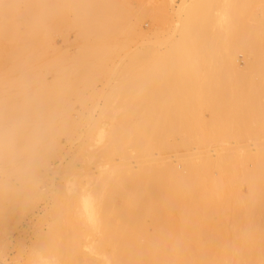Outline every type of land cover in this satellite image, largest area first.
Masks as SVG:
<instances>
[{
    "label": "bare ground",
    "instance_id": "bare-ground-1",
    "mask_svg": "<svg viewBox=\"0 0 264 264\" xmlns=\"http://www.w3.org/2000/svg\"><path fill=\"white\" fill-rule=\"evenodd\" d=\"M53 1H55L54 2V4L56 3L57 4V2H58V0H57V2H56V0H51V2H53ZM105 2L106 3V1H107V3H108V1L109 0H59V3H60V5H58V8L57 7H55V5L53 4V3H47V2H45V0H0V40L2 39L5 43L4 44H6V43H8L7 45H8V47H7V52L6 51H4L3 50V47L2 48H0V70L2 69L3 71L5 70L6 71V68H8V70H11L12 71V69H15V68H18V69H20L21 70V68H22V70L26 67V70L24 71V72H22L21 73V78L22 79H20V78H18V80L20 81H18L19 82V84L20 85H22V84H25L26 86L25 87H27V91H24V90H26L25 89V87H23L24 89H23V91H24V93L25 92H27V94L26 95H28L27 97L28 98H26V100H24V102H23V100L22 99H24L23 97H21V99H18L19 101L21 100L22 102L20 103L19 101H17V103H19V104H16V101H11L10 99H12L11 97H20V95L19 94H17L18 96H16V95H14V93H11L12 95L10 96V95H8L7 97H8V101H10L9 103H10V105L12 104V103H14L15 102V105H13L12 104V106H11V108H10V105L9 106H7V109H11V111H10V114H9V112H7L6 110H5V107H1V108H4L3 109V111L5 110V112L7 113V114H9V116H11V118H10V122H12L11 123V127H6L5 126V128H7V130L5 129V130H3L4 129V126H2L3 127V133H2V130H1V132L0 133H2V135H5L6 133H9L8 135H6V137L8 138V136L10 137H12V139H10V138H8V142L7 141H5V146H6V148L10 145V147H8V148H10V150H9V152H8V154L11 152V155L12 156H10V154H9V156H8V158L10 159V157L11 158H13L14 160L16 159V158H18V157H20V156H22L23 158H22V162L20 161V165H16L14 168H13V170H12V174L14 173L16 176H18V178H19V182H20V186L22 187V188H20V189H15V187L13 188V186H11V184L9 183V181L8 180H2V177H1V180H2V183H0L1 185H0V239L5 235V233H6V231H7V228L9 227V225H11V224H13V223H15L16 221H17V216L18 215H20L19 213L20 212H22L23 210H24V208H26V207H28L29 205H30V203L33 201V199L34 198H39L40 196H41V193H42V191H41V193L40 192H38L37 191V188H39V186L38 185H40V187H42L43 188V182L45 181V175L44 174H41L40 172L42 171H46V168H47V165L49 164V159L51 158V157H54V156H56V154L57 153H59V151H60V148H59V146H58V142H57V140H59V139H57V137L58 136H60V135H62V134H65V135H69V133H70V131H71V126H72V123L73 122H69V121H67L68 120V118H69V114H67L68 113V108H69V110L71 109L70 108V106H68V104L66 105V106H64V102L61 104V105H59L58 104V102H57V96H56V93L58 92H60L59 91V89L60 90H64V91H66L65 90V88L67 89V86L65 87L63 84H65V83H62L61 82V84H62V86H61V88L59 87V88H57L58 89V91H56V88H54L53 86L55 85V84H57L58 82H57V79H58V81H60V75L58 76V74H57V76H58V78L57 79H55L56 80V83H55V80L53 81V83H55V84H53V89H55V91L54 90H48V88L47 87H45L44 85H42L41 83L43 82L42 80L44 79H42V75H40L39 73H34L33 72V69L31 68V66L29 65V63H31V61H33L31 58V51H32V49L34 48V47H36V49L38 48L37 46L38 45H40V43L42 44L43 43V41H42V38L41 37H45V38H47L48 37V35H50V31L48 32L47 30L48 29H50V28H47V22H46V20L48 21V19H49V21H52L55 17H53V14L56 16L58 13V15H62L63 16V7L64 8H66V6H68L69 7V9L71 10V11H73L75 14L73 15V14H71V15H73L72 17H74L75 15V17H74V20L73 21H70L69 22V24H68V21L66 22V20L65 21H63V23L65 24V22H66V24L64 25L63 24V26H66L67 24L68 25H70L71 24V22L72 23H74L73 24V26H77L76 28H78V26H81L82 28V30L80 31L81 33H83V34H85V33H87L88 32V30L91 28V32L89 33L88 32V34L90 35H92V33L94 34V36H95V39L96 40H98V43H92V45L91 44H89L90 45V47L88 46V44L87 45H84L83 44V46H84V49H83V47H82V50H80L79 51V53H78V55H77V57H74V56H76V55H70V56H72V57H74V58H72V57H70V56H68V57H66L65 55L66 54H64V56H61V54L60 53H64V52H59V57L57 56L58 54H56L55 55V58H56V56L58 57V58H60V60H58V61H60L61 62V64L64 62V64L67 62V60H65V58L66 59H68L69 60V58H72V59H70V61L72 60V63H70V64H67L68 66L69 65H71L72 66V68H71V72L73 73L74 72V74H76V75H74V77H72L73 79L75 78V76L77 77V80L80 78H82L83 79V77H80V75L79 74H82V73H84L85 71H87L86 72V75H84V74H82V75H84L85 76V78H90V80H92L93 79V74L95 73L93 70L95 69L94 67H97V65L99 66V64H100V62L102 61L103 62V64H104V62H106V61H108L109 62V58L112 56V54L114 53V50L115 49H117L118 47H116L115 45H117V42H116V39H115V41H113V39L114 38H116V34H118V35H120V34H124V35H128L129 36V34H130V32H131V30H132V28L134 29V27L132 26V25H130V23L131 22H129L130 20H129V18H128V16L130 17V15H128L127 16V14H126V12H125V9H124V11L122 10V4L125 2H122V0H121V2H122V4H119L118 5V7L120 8V6H121V10L119 9V11L117 10V6H116V3H115V1H114V3H115V7L113 8V9H111L112 7H110V9L112 10V12L110 11V9H109V7H108V9H107V7H106V5L105 4H103V3H101V2ZM112 1V4L111 3H109V5H113V0H111ZM219 2H222L221 0H218ZM227 0H223V2L225 3ZM238 1V0H237ZM236 1V2H237ZM240 1V0H239ZM250 1V0H249ZM248 1V2H249ZM251 1H253V0H251ZM250 1V2H251ZM261 1V0H260ZM262 1H264V0H262ZM48 2H50V0H48ZM110 2V1H109ZM193 2V1H192ZM219 2H217L216 0H195L194 1V3L193 4H191L190 2H187V3H190V4H187L186 2H185V0L182 2V5L181 6H178L179 8L181 7L182 8V10L185 12L183 15H185V16H183V17H181L182 19L181 20H178L177 21V18L179 19V16L181 15H179L178 17H176V24H175V26H173L174 28L172 29L173 31L170 33L171 35H167V36H169V37H167V39H166V37H165V39H163V40H167V42H165V44H163L165 47L167 46L168 48H165L162 52H160L159 51V47H158V45L157 44H152V45H150V46H147V47H144V48H140V49H137V50H134V51H129L128 50V52L126 53V54H128L127 56L128 57H130L129 59H127V60H131V58L132 59H134V60H137V62H138V58H140L139 60L140 61H142L141 60V58H147V56H152V57H150L149 59H151V58H153L154 60L151 62V60H150V62L151 63H153V62H155V61H160L161 62V60L163 61L164 59L165 60H168V61H170L171 63H173V64H171L170 66V68H171V70L172 71H174V70H176L175 72H178L179 71V73H180V70H182L184 67L186 68H188V69H191V70H195V69H198V68H196V67H194L195 65L194 64H197L195 61H197V59H198V57L199 56H201V55H207L208 57L210 56V58H211V55L210 54H212L213 56L212 57H214V51L215 50H217L218 51V46L217 45H219L218 44V42L220 43V40H218L219 39V37H220V39L222 38V40L224 41H222L221 43V45H223V46H221L222 47V49H224V50H221V48L219 49V51H223L222 53L221 52H217L218 54H220L219 56L221 57V58H223V59H229L228 60V63H231V65L229 64V67H230V71L232 72V70L234 71H236V69L238 68H236V69H234V67H233V60H234V54L236 53V54H238L237 52H235L234 53V51H236L237 49H238V47H239V44L240 43H237L238 41H236V40H239V39H241V36H238V32H239V30H237L236 28H235V25H234V21H235V23L237 22L238 23V21H236V19L238 18V11H237V6H236V4H235V0H232V1H230V0H228L227 2H228V4H227V7H228V12L227 13H225L224 11H222V12H224L225 13V15L227 16V18H226V16L225 15H223L224 13H221V11L220 10H223L224 8L223 7H225V6H223L222 8L223 9H217V10H215V11H217L218 12V10H219V12H220V15L222 14L224 17H221L220 15H219V18L218 19H220L221 18V20H223L222 22H224V19H222V18H225V19H227L226 20V23L224 24V23H222V22H219V20L217 19V17L218 16H216V15H211V9L213 8V10H214V8H215V6H217L218 4L217 3H219ZM226 2V3H227ZM140 3V2H139ZM217 5H216V4ZM238 3V2H237ZM239 3H241V2H239ZM244 3H245V0H244ZM253 3V2H252ZM257 3H259L258 2V0H257ZM262 3V2H261ZM49 4H53V5H51V6H54V12H56L57 14H55L54 12H52L51 13V11H49L52 7H50V9L48 10V8L49 7H47ZM219 4H221V3H219ZM255 4H256V2H255ZM56 5V6H57ZM127 5V4H126ZM129 5V4H128ZM262 5V4H261ZM18 6V10H16V7ZM50 6V5H49ZM183 6V7H182ZM240 6V5H239ZM242 6V5H241ZM245 6V5H244ZM59 7H61V10H59L60 8ZM67 7V8H68ZM73 8V10L71 9V8ZM131 7H133V6H131ZM262 7V6H261ZM10 8V9H9ZM22 8V9H21ZM55 8H57L56 9V11H55ZM116 8V9H115ZM127 8H129V7H127ZM138 8H140L139 6H138ZM242 8V7H241ZM253 8V7H252ZM262 8H264V7H262ZM53 9V8H52ZM130 9V8H129ZM136 9V8H135ZM141 9V8H140ZM258 9H259V7H258ZM113 10H116L117 12H113ZM131 10H133V9H131ZM137 10V9H136ZM158 10V9H157ZM161 10V9H160ZM178 10V9H177ZM181 10V11H182ZM213 10H212V12H213ZM246 10V9H245ZM245 10H244V13H245ZM58 11H60V12H58ZM66 11V10H65ZM68 11V10H67ZM126 11H127V13H129V11L126 9ZM138 11V10H137ZM181 11H177V12H181ZM214 11V12H215ZM240 11V10H239ZM256 11V10H255ZM259 11V10H258ZM62 12V14H60ZM135 12V11H134ZM145 12V11H144ZM216 12V13H217ZM69 13V12H68ZM141 14H139V15H143L142 14V12H140ZM148 13V12H147ZM156 14H158L159 13V11H156L155 12ZM165 13V12H164ZM163 13V14H164ZM252 13H254V10L252 11ZM130 14V13H129ZM131 14H132V12H131ZM166 14V13H165ZM260 14H261V11L259 12V17H260ZM14 15L16 16V15H18L19 17L20 16H22V18H23V23H24V25H25V29L24 28H22V29H24L25 30V34L21 37V38H15V33H14V30L15 29H13V28H15V24H14ZM135 15V13L132 15V16H134ZM146 15V14H145ZM167 15V14H166ZM178 15V14H177ZM242 15V14H241ZM241 15H240V17H241ZM247 15V14H246ZM249 15V14H248ZM256 15H257V13H256ZM255 15V16H256ZM245 16V15H244ZM244 16H242V18L244 17ZM251 16V15H250ZM17 17V16H16ZM60 18H61V16H59ZM59 17L57 16L56 18H57V21L56 22H58V21H60V20H58L59 19ZM65 17V16H64ZM137 17H139V16H137ZM213 17H216L215 18V22H214V20H213ZM252 17V16H251ZM257 17V16H256ZM68 18V17H67ZM245 18H247V17H245ZM262 18H264V15H262L261 16V19ZM52 19V20H51ZM72 19V18H71ZM140 19V18H139ZM216 19H217V21L219 22V23H217L216 22ZM250 19V18H249ZM252 19V18H251ZM63 20V19H62ZM62 20L60 21V22H62ZM257 20V19H256ZM260 20V19H259ZM258 20V21H259ZM262 20H264V19H262ZM242 21V20H241ZM246 21V20H245ZM261 21V20H260ZM56 22H54L55 24H56ZM136 22H138V19H137V21ZM240 22V21H239ZM22 23V24H23ZM59 23V22H58ZM56 24L55 26L56 27H54V28H57V25H58V27H59V25H61V24ZM76 23V24H75ZM215 23H217L218 25L221 23V24H223V25H221V27L223 26L224 27V25H226L224 28H222V29H224V30H226V33L224 34V33H222V35L221 36H217V37H214L213 35L216 33V35H217V32H222V31H217V30H215L214 31V29H209L210 31H212L214 34L213 35H211L212 34V32L211 33H209V31L208 32H206V30H208V27H210V26H212V25H214ZM247 23V22H246ZM45 24H46V28H45ZM49 24V23H48ZM239 24V23H238ZM242 24V23H241ZM252 24V23H251ZM260 22L257 24V27H259L260 25ZM66 26V28L67 27H69V26ZM240 25V24H239ZM239 25H238V27H239ZM250 25V24H249ZM259 25V26H258ZM52 26V25H51ZM135 26V25H134ZM241 26V25H240ZM253 26V25H252ZM261 26H264V25H261ZM260 26V27H261ZM70 27H71V25H70ZM86 27H88V30H86L87 28ZM250 27V26H249ZM254 27V26H253ZM53 28V27H52ZM62 28H65V27H62ZM61 28V29H62ZM84 28V29H83ZM193 28H196L194 31H196V32H194V31H192V32H194V33H192L191 34V32H190V30H192ZM207 28V29H206ZM252 28V27H251ZM255 28V27H254ZM261 28H264V27H261ZM47 29V30H46ZM70 29V28H69ZM243 29H245V27L243 28ZM249 29V28H248ZM255 29H257V28H255ZM44 30V32L46 33V31H47V33H46V35L44 34H42V33H44V32H42ZM52 30V29H51ZM55 30V29H54ZM78 30V29H77ZM83 30L85 31V32H83ZM198 30V31H197ZM236 30H237V33H236ZM247 30V29H246ZM56 31V30H55ZM66 31H67V29H66ZM66 31H64V33L66 32ZM78 31V32H79ZM217 31V32H216ZM249 31V30H248ZM250 31H251V29H250ZM253 31V30H252ZM16 32V31H15ZM52 32V31H51ZM63 32V31H62ZM242 32L243 31H241V34H242ZM254 32V37H253V41L257 44L256 46L258 47V44H260V43H264V29H258V30H254L253 31ZM252 32V33H253ZM56 33V32H55ZM61 33V32H60ZM175 33V34H174ZM246 33V32H245ZM16 34H17V32H16ZM52 34V33H51ZM53 34H54V32H53ZM59 34V33H58ZM67 34V33H66ZM76 34V33H75ZM80 34V33H79ZM83 34H80V35H82L83 36ZM133 34H136L135 32L133 33ZM221 33H219V35H220ZM224 34V35H223ZM236 34H237V36H238V38L239 39H237V37H236ZM21 35V34H20ZM63 35V34H62ZM87 35V34H86ZM111 35H114V38L112 39V41L114 42V43H116L115 45L114 44H112V45H106V44H108L109 43V40L112 38L111 37ZM117 35V36H118ZM215 35V36H216ZM18 36V35H17ZM50 36H52V35H50ZM50 36H49V39H50ZM94 36H92V38L94 37ZM134 36V35H133ZM133 36H131L130 35V37H131V39H132V37ZM253 36V35H252ZM85 37H87V39H88V36H85ZM111 37V38H110ZM120 37V36H119ZM126 38H127V36H125ZM129 37V38H130ZM245 37H246V34H245ZM249 37V36H248ZM67 38V37H66ZM108 38H109V40H108ZM124 38V37H123ZM128 38V40H131V39H129ZM164 38V37H163ZM215 38H218V39H216L217 40V43H216V40H215ZM250 38V37H249ZM120 39V38H119ZM206 39V40H205ZM42 42H41V41ZM47 40V39H46ZM82 40V39H81ZM104 41V40H108V43L107 42H103V43H101V41ZM127 39L126 40H124V43H120V46H121V44L124 46V44H125V46L124 47H126V42L128 41ZM162 40V41H163ZM195 40V41H194ZM242 40H245V38L244 39H242ZM249 40V39H248ZM248 40H246L247 42H248ZM2 41V42H3ZM40 41V42H39ZM48 41V40H47ZM88 41H90L89 39H88ZM86 42V43H89V42ZM132 41H133V39H132ZM132 41H131V43H132ZM160 41V40H159ZM252 41V42H253ZM46 42V41H45ZM111 42V41H110ZM112 42V43H113ZM48 42H46V44H47ZM82 43V42H81ZM85 43V44H86ZM128 43V42H127ZM156 43H158V41L156 42ZM251 43V42H250ZM0 44H2V43H0ZM38 44V45H37ZM45 44V45H46ZM110 44V43H109ZM242 44V43H241ZM248 44V43H247ZM3 45V44H2ZM6 45V46H7ZM37 45V46H36ZM43 45H44V43H43ZM43 45H40V47L42 48V46ZM82 45V44H81ZM114 45V46H113ZM243 46H244V44H242ZM253 45H255V44H253ZM109 46V48L106 50V48ZM163 46V47H164ZM220 46V45H219ZM243 46H241V48L243 47ZM247 46V45H246ZM261 46H264V45H261ZM111 47H114L113 48V50H112V48ZM116 47V48H115ZM129 47V46H128ZM254 47V46H253ZM260 47V46H259ZM110 48H111V50L113 51L112 52V54H110V53H107L108 55H110V57H108V59L105 57V55H106V52L109 50L110 51ZM122 48V47H121ZM130 48V47H129ZM250 48H252L251 47V45H250ZM249 48V49H250ZM28 49V53H27V50ZM31 49V50H30ZM36 49L34 48L33 50L34 51H36ZM125 49V48H124ZM124 49L122 50V49H120L119 48V50H122L123 52H124ZM248 49V48H247ZM26 51V53L29 55V56H27V54H25V57L27 56V58H24V61H20V60H22L23 58H22V51ZM73 50V49H72ZM118 50V49H117ZM117 50H116V54L118 53L117 52ZM243 50H244V48H243ZM255 50V49H254ZM257 50V49H256ZM259 50H264V47H261V49L259 48ZM258 50V51H259ZM2 51H4V52H6V53H4V52H2ZM238 51V50H237ZM250 51V50H249ZM37 52V51H36ZM35 52V53H36ZM203 52L205 53V54H203ZM246 52V51H245ZM251 52H252V50H251ZM25 53V52H24ZM38 53V52H37ZM40 53V52H39ZM58 53V52H57ZM120 53V52H119ZM216 53V51H215V55L217 54ZM262 53H264V51H262ZM20 54H21V56H20ZM242 54V53H241ZM246 54H248L247 52H246ZM254 54L256 55V53H255V51H254ZM24 55V54H23ZM39 55V54H38ZM113 55H115V54H113ZM118 55V54H117ZM117 55H115V57L117 56ZM243 55V54H242ZM250 55V53L247 55V56H249ZM255 55H253V53H252V56L254 57ZM18 56H20V60L18 61H16V57H18ZM32 56H33V59H34V57H35V59L36 58H38V57H36L35 55H33L32 54ZM120 56V55H119ZM251 56V57H252ZM257 56V55H256ZM89 57V59H87ZM105 57V58H104ZM113 57V56H112ZM124 57H125V55H124ZM127 57V58H128ZM197 57V59L195 60V58ZM219 57V58H220ZM54 58V59H55ZM193 58H194V60H193ZM201 58V57H200ZM205 58V57H204ZM203 57L201 58V61H202V59H204ZM207 58V57H206ZM204 59L203 61L204 62H207L208 63V60H209V58H207V59ZM220 58V59H221ZM17 59H19V58H17ZM41 59V58H40ZM104 59H105V61H104ZM111 59V58H110ZM192 59V60H191ZM217 59V58H216ZM220 59H218V60H220ZM246 59H248V58H246ZM2 60H4V61H2ZM5 60H7V67L4 65L5 64ZM51 60V59H50ZM57 60L55 59V61L53 60V62H54V66H55V63L57 62ZM64 60V61H63ZM120 60H121V58H120ZM119 60V61H120ZM146 61L148 60V59H145ZM189 60V61H188ZM207 60V61H206ZM213 60V59H212ZM214 60H215V58H214ZM241 60V59H240ZM66 61V62H65ZM89 61V62H88ZM132 61V60H131ZM139 61V62H140ZM146 61L144 62L145 64H143V65H146L145 66V68L146 69H148V67H150L151 65H153V64H151V63H146ZM149 61V60H148ZM186 61H188L189 63H187ZM198 63H200L201 64V61H200V59H198ZM202 61V62H203ZM227 61V60H226ZM259 61H261V60H259ZM49 61H47L46 62V64L48 63ZM51 62V61H50ZM49 62V63H50ZM53 62H51V63H53ZM101 62V63H102ZM113 62V61H112ZM118 62V61H117ZM192 62H194V63H192ZM203 62V63H204ZM220 62H221V60H220ZM225 62V61H224ZM235 62V61H234ZM246 61L244 60V63H245ZM4 63V64H3ZM22 63H24V64H27L28 63V68H27V65L25 66L24 64H22ZM93 64V65H95L94 67H93V65L91 66V64ZM119 63V62H118ZM126 63V62H125ZM142 63H143V61L141 62V64L140 65H142ZM159 62H157L156 64L157 65H155V68H159L158 66H160L159 64H158ZM185 63H187L185 66L183 65V64H185ZM190 63H191V65H190ZM210 63H212L210 60H209V64ZM255 63V62H254ZM260 63V62H259ZM2 64L6 67H4V66H2ZM44 64H45V62H44ZM64 64H62L61 66H60V63H56V65H57V67H59V71H58V69L56 70V68H55V72L57 73H62V71H64L65 69L64 68H66L65 67V65ZM111 64V63H110ZM128 64V63H127ZM138 64L139 63H137V66H138ZM190 65V66H192V67H188L187 65ZM205 65H206V63H204ZM221 64H223V63H221ZM247 64V62L245 63V65ZM256 64V63H255ZM258 64V63H257ZM256 64V65H257ZM260 64H262V63H260ZM21 65H24V68H23V66H20ZM38 65H40V64H37L36 66H37V68H39L38 67ZM53 65H51V67H53L54 68V66ZM59 65V66H58ZM64 65V66H63ZM122 65V64H121ZM125 65V64H124ZM123 65V66H124ZM148 65V66H147ZM150 65V66H149ZM181 65H183V67L181 66ZM203 65V64H202ZM215 65V64H214ZM249 65V64H248ZM252 64H250V66H251ZM1 66L2 67H4V68H1ZM35 66V65H34ZM43 66V65H42ZM46 67H47V65H45ZM113 66H115V65H113ZM174 66V67H173ZM197 66V65H196ZM200 65H198L197 67H199ZM208 66V65H207ZM255 66V65H254ZM33 67V66H32ZM60 67H62V68H60ZM92 67H93V70H92V72H93V74L92 73H88V70H90V69H92ZM124 67H126V66H124ZM140 67V66H139ZM165 67H167L168 68V66H165ZM195 69H194V68ZM209 67H210V65H209ZM219 65H218V69H219ZM232 67V68H231ZM32 69V71H31V69ZM48 68V67H47ZM69 68V69H70ZM103 67H98V69H102ZM109 68V67H108ZM111 68H115V67H111ZM142 68H143V66L141 67V68H139V70L140 71H142L143 73H140V74H138V75H140V78H141V80L142 81H139L140 83V85H138V86H136V84H134L135 86H133V85H130V86H133V88L131 89V91H133V90H138L139 89V87H141V86H143V87H146V86H144V85H147L146 83L145 84H141V83H143L144 82V80L143 79H146L147 77H149V76H151L149 79L150 80H152V79H154V78H156V81H150L149 82V84L151 83V82H153L152 83V85H149V87H148V85H147V87H148V89H146V91L144 90V92H146L147 93V91H149V88H153L154 89V86L156 85V83H157V81L159 80V84H160V82H162V81H160V80H162V76H161V74L159 73V72H161L160 71V69H159V72H157V73H155V71L154 72H151L153 69L155 70V68L154 67H151V69L149 68V70H151L149 73H152V74H154V77L152 76V74H149V75H147L148 74V71L146 70V69H144L145 71H143L142 70ZM216 68V67H215ZM262 68V67H261ZM17 69V70H18ZM41 69V67L39 68V70ZM110 69V68H109ZM124 69V68H123ZM203 69V68H202ZM208 69V68H207ZM211 69H212V67H211ZM229 69V68H228ZM257 69V68H256ZM7 70V73L8 72H10V71H8ZM38 70V71H39ZM49 70V69H48ZM82 70L84 71V72H82ZM139 70L136 68V71H137V73H139ZM163 70V69H162ZM185 70H186V72H185ZM216 70V69H215ZM222 70V68L220 69V71ZM237 70H239V68L237 69ZM247 70H249V69H247ZM253 70H255V68L253 69ZM258 70V69H257ZM37 71V72H38ZM44 71H45V69H44ZM54 71V70H53ZM112 71V70H111ZM118 71V70H117ZM171 71V72H172ZM197 71V70H196ZM219 71V72H220ZM225 72H226V70H224ZM239 71H243V70H239ZM250 71V70H249ZM252 71V70H251ZM13 72V71H12ZM15 72V71H14ZM13 72V73H14ZM36 72V71H35ZM40 72H42V71H40ZM67 72V73H66ZM66 72H63V73H66L67 75L69 74V75H71L70 73H69V71L67 70ZM76 72V73H75ZM80 72V73H79ZM82 72V73H81ZM101 72V71H100ZM106 72H108L107 70H106ZM114 72V71H113ZM126 72H128V71H126ZM145 72H147V74L145 73ZM181 72H183V73H181V74H184V73H186V74H189L188 73V70L187 69H184L183 71H181ZM194 72V71H193ZM201 72V71H200ZM199 72V73H200ZM207 72V71H206ZM215 72V71H214ZM247 72V71H246ZM252 72H256V70L255 71H252ZM11 73V72H10ZM10 73H8V74H10ZM45 73V72H44ZM61 74V76L64 78L65 76H63V75H65V74ZM92 77H90L88 74ZM120 73V72H119ZM125 73V72H124ZM198 73V74H199ZM204 73V72H203ZM203 73L201 74V76L203 75ZM208 73V72H207ZM210 73H213V72H210ZM216 73V72H215ZM223 73V72H222ZM234 73V72H233ZM238 73V72H237ZM243 73V72H242ZM0 74H1V72H0ZM19 74V73H18ZM111 74H112V72H111ZM126 74V73H125ZM143 74H146V75H143ZM186 74H184V75H180V74H178V73H171V76H179L180 75V77L181 76H183V77H181V79L182 78H185L187 81L186 82H184L185 80H183V82H182V80L180 79V81L178 80V76H177V82H176V80H175V83H173V81L174 80H171V79H173V78H176V77H171V81H172V87L173 88H171L172 90L171 91H174V92H178L177 93V95H181V96H177V98H178V100H177V102L179 101H181L182 102V104H184V105H180V106H182V108L179 106V104L181 103H179V104H177V102L175 101L176 99H175V97H174V99H173V96H174V94H171L172 92L171 91H169L168 89L170 88V81H168L169 79H165L166 81H168L167 83H168V85L169 86H158L159 84H157L155 87H159V89L161 88L162 89V93H161V95L163 96V94H164V96L166 95L167 96V94H165V92L167 91V93H170L169 95H171V96H165L166 98H167V100H169L168 102L166 101H164L165 103H169L170 102V97H171V99H173L172 101H174V102H176V103H174V102H170L171 103V106L173 105V104H176L175 106H176V108H177V110H176V112L177 111H180L179 109H178V107L177 106H179V108L180 109H185V108H187V109H193L194 110V108H196V107H192V103H191V101L189 102V101H187V100H185V98L184 97H182L183 95L182 94H180L179 92H181V93H183V92H185V93H188V94H186L187 96L188 95H190V96H188L189 97V100L190 99H193L192 98V93H193V90H192V93H189V90H190V88H189V90H186V89H188L186 86H187V84L186 83H189V79H188V77H186V76H188V75H186ZM199 74V75H200ZM217 74H218V71H217ZM213 75V74H210V75H213V77L214 78H216L217 76H219V79H220V74H218V75ZM230 74V73H229ZM234 74H236V73H234ZM238 74H240V73H238ZM244 74V73H243ZM251 74V73H250ZM249 74V75H250ZM253 74V73H252ZM260 74H261V72H260ZM66 75V76H67ZM78 75H79V78H78ZM81 75V76H82ZM93 75V76H92ZM196 75V74H195ZM194 75V77H196ZM204 75H206V74H204ZM228 75V74H227ZM230 75H232V74H230ZM248 75V76H249ZM255 75V74H254ZM262 75H264V74H262ZM4 74L2 73V75L0 76V77H2V79H4ZM12 76V75H11ZM87 76V77H86ZM109 76H110V74H109ZM113 76V75H112ZM145 77V78H143L142 79V77ZM158 76H160L159 77V79H157V77ZM208 76V75H207ZM222 76H224L223 74H222ZM222 76H221V79H222ZM237 76V75H236ZM239 76V75H238ZM241 76V75H240ZM247 76V77H248ZM257 76V75H256ZM61 77V78H62ZM69 76H67L66 78H68ZM204 77V76H203ZM203 77L201 78V81L203 80V82L205 81V79H206V77H205V79H203ZM225 77V76H224ZM223 77V78H224ZM244 77H245V75H244ZM250 77V76H249ZM255 77V76H254ZM262 78H264V76H261ZM8 78H12V77H8ZM7 77H6V80L4 81V80H2L1 78H0V86L1 85H4L3 83L5 82H7V81H9L10 83H11V85H13V83L10 81V79H8ZM108 78V77H107ZM125 78V77H124ZM124 78H123V80H124ZM161 78V79H160ZM169 78V77H168ZM210 78V76L208 77V79ZM214 78H213V81H215L216 83H217V81H218V77L214 80ZM228 78V77H227ZM230 78V77H229ZM238 78H240V81H241V77H238ZM253 78V77H252ZM70 78H68V81H70V85L72 86V89L75 87L76 88V85H78V84H80L81 83V85L83 84V82H79V83H76V81H74L75 83H73V84H71V82H73V80L71 81V80H69ZM76 79V78H75ZM129 79V78H128ZM133 79V78H132ZM199 80V78H198V76H197V78H195V80ZM221 79H220V81H221ZM11 80H13V78L11 79ZM83 80H85V79H83ZM140 80V79H139ZM222 80H224V79H222ZM228 80H230V79H227V81ZM233 80H235V79H233ZM242 80H244V79H242ZM245 80H246V78H245ZM61 81H64V80H61ZM80 81V80H79ZM82 81V80H81ZM87 81V83H88V80H86ZM93 81V80H92ZM125 81V80H124ZM128 81V80H127ZM145 81H148L147 79L145 80ZM220 81H218V83L220 82ZM225 81V80H224ZM237 81V80H236ZM8 82V83H9ZM91 82V81H90ZM88 83L86 86L88 87L91 83ZM95 82V81H94ZM129 82V81H128ZM127 82V83H128ZM131 82V81H130ZM129 82V83H130ZM134 82V81H133ZM179 82L181 83V84H179ZM203 82H201L200 83V80H199V84L198 85H202V83ZM205 82H208V83H210L207 79H206V81ZM215 82H214V85H215ZM244 82V81H243ZM247 82V81H246ZM132 83V82H131ZM183 83H185V84H183ZM217 83V84H218ZM224 83H226L225 84V86L226 85H228V84H230V83H228V82H224ZM241 83V82H240ZM248 83H250V81L248 82ZM248 83H247V85H248ZM253 83V82H252ZM261 83V82H260ZM14 84H16V82L14 83ZM32 84V86H30ZM38 84H40V85H42V86H44L45 88H42V86L41 87H38L39 85ZM75 84V85H74ZM117 84H119V83H117ZM123 84H125V83H123ZM122 84V85H123ZM175 86H174V85ZM185 85V86H183V85ZM205 84V83H204ZM204 84L202 85V87H204ZM212 84V85H211ZM211 84H205V86L207 85H210V87H211V89H213L214 88V86H213V82H211ZM223 83L221 82V84L219 83V85H220V89L222 88L221 87V85H222ZM237 86V88L236 87H232V86H230L231 88H233L232 90H236V93L238 92V91H240V90H238L239 89V86L241 85V84H239L238 85V83H235ZM235 84H233V85H235ZM242 84H244V83H242ZM19 85V86H20ZM38 85V86H37ZM84 84H83V86H85ZM121 85V86H122ZM126 85V84H125ZM122 86V87H126V86ZM160 85H162V84H160ZM177 85V86H176ZM189 85V84H188ZM197 85V86H198ZM219 85H217L218 87H219ZM231 85V84H230ZM251 85V84H250ZM8 86V85H7ZM70 86V87H71ZM116 86V85H115ZM119 86V85H118ZM120 86V87H121ZM130 86L129 87H127V88H129L130 89ZM153 86V87H152ZM183 86V88L181 89L180 87H182ZM194 86V85H193ZM199 86V87H200ZM213 86V87H212ZM224 86V84H223V87H225ZM242 86V85H241ZM246 86V85H245ZM259 86V85H258ZM18 87V86H17ZM21 87V86H20ZM65 87V88H64ZM119 87V88H120ZM121 87V88H122ZM134 87H137V89H135ZM143 87H141L142 89H139V91L141 92V90H142V93H144L143 92ZM167 88L166 90H163V89H165V88ZM186 87V88H185ZM198 87V89H200V90H202L203 88L202 87H200L199 88ZM209 87V86H208ZM209 87V88H210ZM218 87L217 88H215V89H213V91L215 92V90L216 89H218ZM229 87V89L231 90V88ZM42 88V89H41ZM51 87H49V89H50ZM73 89V91H72V93L74 92V91H76V89ZM81 88V87H80ZM123 88V91L125 90L126 92L129 90H126V89H124ZM176 90H175V89ZM180 88V89H179ZM228 88V86L227 87H225V88H222V92H223V89H226V90H229V89H227ZM236 88V89H235ZM257 88V87H256ZM259 88V87H258ZM261 88V87H260ZM0 89H2V87L0 88ZM19 89V91H22V90H20V89H22V88H18ZM52 89V88H51ZM85 89H86V87H85ZM153 89H151V90H153ZM177 89H179V91H177ZM197 89V90H198ZM205 89V88H204ZM203 89V90H204ZM211 89L208 91V89H205V93H206V96L209 94H207V91L208 92H210L211 91ZM241 90H242V87L240 88ZM243 89H245V88H243ZM2 90H4V89H2ZM120 91H121V95H123L122 93V89H119ZM150 90V91H151ZM182 90H185V91H183L182 92ZM207 90V91H206ZM248 90V89H247ZM250 90V89H249ZM1 91V90H0ZM78 92H74L75 93V96H76V93H78L77 94V97L81 94V93H79V92H81V91H79V90H77ZM95 91V90H94ZM120 91H118V92H120ZM124 91V92H125ZM163 91H165V92H163ZM187 91V92H186ZM191 91V90H190ZM213 91H211V92H213ZM258 91L259 92H261L259 89H258ZM4 93L6 92L5 90L3 91ZM54 92V93H53ZM83 92V91H82ZM125 92V93H126ZM136 92V91H135ZM152 92V91H151ZM151 92H149V93H151ZM200 94H201V92L200 91H198ZM211 92H210V94H211ZM224 92H226L225 90H224ZM233 92V91H232ZM231 91L229 92L228 91V93H232ZM241 93H243L242 91H240ZM245 93L247 92V91H244ZM254 92V91H253ZM253 92H251L252 94H253ZM262 92H264V91H262ZM261 92V93H262ZM63 93V96L61 95V97H60V100H61V98H62V101H64V92L63 91H61V93L60 94H62ZM67 93V96H69V95H71L72 93H69V92H66ZM73 93V94H74ZM85 93V92H84ZM91 93V92H90ZM114 93H115V91H114ZM128 93H130V91H128ZM132 93V92H131ZM131 93H130V97H128V98H126V99H128V101L125 99V97H127V96H129V94L128 95H125V97L124 98H121V95L119 96V94H118V96L120 97V101H121V99H122V102H125V101H127L128 103H130V101L132 100H130L129 98H133L132 96L134 95L135 96V93L134 94H132V96H131ZM142 93H140V94H142ZM175 93V94H176ZM195 93V92H194ZM194 93H193V95H194ZM203 93H204V91H203ZM204 93V94H205ZM215 93H221L220 92V90H219V92H215ZM227 92H226V94H228ZM244 93V95H246ZM247 93H250V92H247ZM250 93V94H251ZM260 93V94H261ZM1 94V93H0ZM3 94V93H2ZM60 94H59V96H60ZM69 94V95H68ZM72 94V95H73ZM94 94V93H93ZM92 94V95H93ZM139 94V93H138ZM209 94V95H210ZM229 94V95H230ZM238 94V93H237ZM7 95V94H6ZM66 95V94H65ZM95 95H96V93H95ZM94 95V96H95ZM111 95H113L112 93H111ZM148 95V96H147ZM147 95H143L144 97H142L144 100L146 99V100H151V102H152V104H155L154 106H153V109H155V110H153L152 109V107H148L147 106V102H141V106H143L142 108L143 109H145V110H142V109H138V111H136L137 110V108H140V107H137L136 109L133 107V109H135V110H131V112L132 111H134V112H137V113H134V114H136V116H137V114H138V116H139V114H140V112L141 111H144V112H141V113H148L147 114V116H145L146 114H142L143 116H139V118H140V121L141 122H137V123H143V125H145L146 124V122H148L147 124H148V126H140V128L142 127V130H143V128L144 129H148V127H150L148 130H149V132H147L146 130H143L141 133H139V132H136V131H134L135 129H136V127H137V124H136V126L134 125V122L133 121H131V119H130V117H131V115H132V113H130L131 115L129 116V118L127 119L126 118V112L125 111H127V113H128V110L130 111V109H126L125 110V108L124 107H119L120 108V111L122 110V108H124L122 111H123V116L125 117V121L127 122L129 119H130V122H127V123H133V125L135 126V129L133 128V130H131V131H124V134H125V132H130L129 133V135H133V139H137L136 137H138V136H140L139 134H142L140 137H142L144 134H145V132H146V134H147V136H149V137H147L148 139H146L145 137H146V134H145V137L143 136L142 138H140V137H138V142H136L135 141V143L134 142H132L133 144L131 145V146H135V145H137V148H138V150L136 149V151L137 152H139V153H137V154H135V156H137L138 154V156H140V160H139V158H137L138 160H135V161H137V164H136V166H137V168H135V170H132V169H134V167H136V166H134V167H132L131 166V168H130V165L131 164H129V163H127V164H129V166L128 167H126L127 166V164H126V166L123 164L124 162V158H123V161H122V163H121V165L119 166V163H118V166H117V164H116V166L115 165H111V164H109V165H111V167H106V168H102V169H100L99 171H98V177H99V186L97 187V185H98V183H97V185H96V187L97 188H95V189H92L93 190V192L92 193H89V192H86L85 194H84V191L82 190L81 192L78 190V188H77V186L79 185V184H81V183H79V184H77L76 182H75V178L78 176L77 175V173H76V171L74 172V169L75 168H73V167H70V169H68V172L66 173L67 175H68V173H69V176H70V173H71V177H72V179H68L69 180V191L71 190L72 191V195L70 194H66V192L65 191H63V189H62V187L65 185H63L62 187H61V185L60 184H57L56 186H55V189H54V199H53V201H52V209H51V215H52V224L50 225V227H49V229H48V235H47V237H45V236H40V240H38V244H37V247L40 249V253H42L41 255H42V257L43 258H45L46 260H49V261H51L52 262V264H62V263H65L64 261H65V259L70 255V256H74L75 257V254L76 255H78L77 254V252H78V250L79 249H77V248H75V247H78V243H77V240L75 239V238H78V237H81V236H83V237H85L81 232V229H82V225H81V223L83 222L82 220H80L79 219V214H78V210H77V212L75 211V208L78 206V205H80V207L78 208L79 210H80V212L82 213H85L84 214V216H85V218H84V222L85 221H87L88 223H90L91 225H92V227H94V228H96L97 229V231H99V233H100V235H99V237L98 238H96V239H94L93 241H92V243H90V245H91V247H90V249L92 250V248L96 251V253H97V261H98V258H99V261H103V262H106V264H256V262L258 261V260H256L257 258H255L254 257V247H255V244H256V241L257 240H260V242H261V240L262 241H264V234H262L260 237L259 236H254V232H252V234H248L247 235V233L249 232V230L247 231V230H245L244 228H246V229H249V228H247V227H244L242 224L243 223H245L244 225L245 226H247V224L248 223H250L253 219H254V215L252 216V215H250V216H252V217H250V219L249 218H247L246 219V221H248V223H246V221H241V222H243L242 224H240L241 226H243V227H241V229H238V227H240V225L239 226H237V227H234V225L235 224H233V227H232V229L231 228H229V227H231L232 225H231V221H233V220H230V225L229 224H226L227 223V219H228V221H229V219L232 217L231 215H233V216H235V215H238L239 213H237L238 211L239 212H241L240 210H235V208H234V206H238V203L240 204H242L241 205V207L244 205V203L246 202H248V201H250V203L251 202H253L254 203V205H253V203H251V205H248V207L250 208V209H252L251 207L252 206H254V208L256 207V206H258V204L256 205L255 203H259L260 202V204H262L261 203V201H262V198H264V186H262V185H264V184H262V182H261V184L259 183L260 181H262L261 180V174H264V171H262V173L261 174H259L260 172H261V170L259 171V173L257 172L256 173V178L258 177V179H260L259 180V184L255 181V176L253 175V177L255 178V179H253V181H255V182H253V184H252V178H250L249 179V181H251V185H249L248 184V182L246 183V181H244V183H245V186L247 185L248 187V192H250V196L248 195V194H246V196H248V197H245L243 200L241 199V197H240V195H239V191L237 190V185H235V186H232V184H234V183H232L231 181H232V179L234 178L235 179V177H237V178H239L238 179V181L240 180V177L243 175V176H245V178L247 177V174H248V169H249V167H245V170L243 171V170H241V167L239 168V170H241L242 171V173H241V171L239 172L238 171V176H240V177H238L237 175H236V171L234 170V172H235V175L234 174H232V172H233V168L231 169V166H229L230 167V171L232 170V172H230L231 174H229V175H232V179H231V176H229L228 178H229V180H231V181H229L227 178H226V180H228L229 182H228V184H226L227 183V181H225V179H222V178H220V177H211L210 176V173H212L211 171H212V169H211V171H210V173H209V171H207V170H205V168L204 167H206V165H207V167L209 168V166L211 165V163H210V165L208 166V164L206 163V161H209L207 158L208 157H206V161L204 160L202 163H200V164H202V165H199V166H193L192 165V163H194L195 162V160H194V162H187V161H190V157H188V156H186V155H189V154H183V155H181L182 157H183V159L182 158H180V157H178L179 159H177V160H174V161H177V163H179V161L178 160H182L181 162H180V164L181 163H183L180 167H181V169L179 168H177L176 166V163H175V165L176 166H174V165H172V163L170 164V163H164L163 161V159L164 158H162V157H160L162 160H159L160 158H159V156L158 157H155L154 156V159L153 158H150L148 155H150V156H152V153L154 152H156V151H159L158 149L157 150H149V151H146V150H148L149 148L151 149V147H154V144H159L158 146L159 147H161L160 145H162V144H164V145H162V147L163 146H165V143H163V142H165V139L164 140H162V142L159 140V138H161L160 136H167L168 134L164 131V133H163V135H159V134H161L162 133V131H158V129L156 130V126H154V123H155V125H156V121H158V116H157V114L156 113H158L157 111H159L158 109H160L161 107L159 106V104H160V100L159 99H151V96H150V94H147ZM157 98H159L158 96H161V95H156V94H154ZM208 95V96H209ZM211 95H213V94H211ZM210 95V96H211ZM220 95H225V94H223V93H221V94H219V95H217V94H215V98H216V100H215V98L212 96V99H211V97H210V100H212V102H214L215 101V103H212L214 106H212L211 104H210V102H208V104H209V106H211V107H213V108H210L209 106H208V109H213V111H215L216 109L219 111L220 110V108L222 107V105L224 104V99H222V98H224V97H222V96H220ZM232 95V94H231ZM230 95V96H231ZM255 95V94H254ZM3 96V95H2ZM66 96V99L68 98ZM85 95H81V97H78V99L79 98H81V99H79L80 100V102H82L81 100L83 99V97H84ZM88 96V95H87ZM86 96V97H87ZM195 96V95H194ZM196 96H199L198 95V93H197V95ZM195 96V99H193V100H196V99H198L200 102H198L197 100V102L198 103H201L202 102V100L201 99H199L201 96H199L198 98ZM206 96L204 95H202V97H203V102L205 101V99H206ZM207 96V97H208ZM216 96H220V97H218L219 99H220V101L219 100H217V97ZM234 96H236V95H234ZM233 96V97H234ZM240 96H241V94H240ZM246 96H248V95H246ZM4 97V96H3ZM70 97V96H69ZM74 97V96H73ZM86 97H85V100H86ZM117 97V96H116ZM118 97V98H119ZM137 97H139V96H137ZM150 97V98H149ZM179 97H182V98H179ZM201 97V98H202ZM205 97V98H204ZM237 97V96H236ZM250 97V96H249ZM252 97V96H251ZM75 98V97H74ZM89 98V97H88ZM106 98V97H105ZM112 98H114L113 96H112ZM111 98V99H112ZM142 98H140V99H142ZM148 98V99H147ZM183 98H184V101H183ZM209 98V97H208ZM207 98V99H208ZM241 98V97H240ZM243 98V97H242ZM241 98V99H242ZM65 99V100H66ZM77 99V98H76ZM90 99V98H89ZM109 99V98H108ZM107 99V100H108ZM111 99H110V101H111ZM134 101L135 102H137V99L134 97ZM140 99H138V101H140ZM187 99V98H186ZM206 99V100H207ZM213 99H214V101H213ZM221 99L223 100V103H222V101H221ZM236 99V98H235ZM238 99H239V96H238ZM241 99H240V102H241ZM246 99H248V97L246 98ZM246 99H244V100H246ZM260 99H261V97H260ZM12 100H14V99H12ZM16 100V99H15ZM59 100V99H58ZM117 100V99H116ZM124 100V101H123ZM157 100H159L158 101V103L159 104H157V102H154V101H157ZM209 100V99H208ZM262 100V99H261ZM4 101H5V98H4ZM6 101H7V98H6ZM69 101V100H68ZM70 101H72V100H70ZM104 101H105V99H104ZM133 101V100H132ZM142 101V100H141ZM216 101H219V108L218 107H216L217 106V103H216ZM239 101V100H238ZM252 101H253V99H252ZM254 101H257V100H254ZM253 101V102H254ZM84 102V101H83ZM112 102V101H111ZM151 102H150V106L152 105L151 104ZM187 102H189V103H191V105L189 104V103H187ZM196 102V103H197ZM228 102V101H227ZM246 102V101H245ZM260 102V101H259ZM3 103V102H2ZM23 103H24V105H23ZM71 104V106H72V104L74 105V103H72V102H70ZM126 103V102H125ZM185 103L188 105L189 104V106H186L185 105ZM195 103V104H196ZM205 103V102H204ZM232 103V102H231ZM65 104H66V101H65ZM118 104V103H117ZM134 103H132V104H129L130 106L131 105H133ZM137 104L139 105V102H137ZM144 104V105H143ZM201 104H203V103H201ZM206 104V103H205ZM225 104H227L226 102H225ZM244 104V103H243ZM243 104H240L239 103V106L238 107H240V105H241V107H245L246 108V106H245V104H244V106H242ZM249 104H251V103H249ZM6 105V104H5ZM17 105H19L20 106V108H18V106ZM104 105V104H103ZM102 105V106H103ZM116 105V104H115ZM136 104H134V106H135ZM170 105V104H169ZM204 105V104H203ZM202 105V106H203ZM207 105V104H206ZM221 105V106H220ZM230 104H228V106H229ZM246 105H247V103H246ZM254 105V104H253ZM258 105H259V103H258ZM262 105V104H261ZM13 106H17L16 108H14ZM119 106H120V104H119ZM124 106L126 107V105L124 104ZM146 106V107H145ZM159 107V108H157V107ZM196 106L197 107H199L200 105H198V104H196ZM231 106H232V104H231ZM248 106V105H247ZM13 107V108H12ZM68 107V108H67ZM85 107V106H84ZM104 107V106H103ZM102 107V108H103ZM132 107V106H131ZM145 107V108H144ZM147 107H148V109H147ZM183 107H185V108H183ZM201 107V106H200ZM216 109H215V108ZM225 107V106H224ZM249 107H251V106H249ZM107 108H108V103H107ZM110 108V107H109ZM112 108V107H111ZM118 108V107H117ZM151 108V109H150ZM157 108V109H156ZM173 108H174V105H173ZM202 108V107H201ZM204 108H205V105H204ZM225 108H228V107H225ZM224 108V109H225ZM244 108V109H245ZM254 109H255V106L253 107ZM260 108V107H259ZM104 109V108H103ZM116 109V108H115ZM150 109V110H149ZM203 109V108H202ZM206 109H207V107H206ZM207 109V110H208ZM215 109V110H214ZM243 109V108H242ZM249 109V108H248ZM247 109V111L246 112H248V113H251L249 110ZM251 109V108H250ZM262 109V108H261ZM73 110V109H72ZM71 110V111H72ZM147 110H149V111H147ZM167 110V109H166ZM193 110H190V111H193ZM204 110V109H203ZM210 110V111H211ZM246 110V109H245ZM245 110H243V111H245ZM253 110V109H252ZM3 111L2 110H0V112L2 113V114H5V112L3 113ZM13 111V112H12ZM114 111V110H113ZM112 111V112H113ZM119 111V110H118ZM120 111H119V113H120ZM153 111H155V113L153 112ZM163 111H164V109H163ZM202 111V110H201ZM205 111V110H204ZM217 111V112H218ZM221 112H220V115H222L223 113H222V108H221V110H220ZM228 111H229V108H228ZM260 111V110H259ZM89 112V111H88ZM104 113H106V111L104 110L103 111ZM102 112V113H103ZM150 112H152V113H154V114H150ZM165 112V111H164ZM164 112H162V113H164ZM168 112H170V113H172L171 112V110H168ZM168 112H166V114H169L170 115V113H168ZM180 112H183V111H180ZM180 112H177V114L178 115H180V114H182V113H180ZM193 112H195V111H193ZM192 112V113H193ZM212 112V111H211ZM230 112V111H229ZM234 112V111H233ZM245 112V113H246ZM0 113V114H1ZM11 113H13L12 115H11ZM103 113V114H104ZM114 113H115V111H114ZM113 113V114H114ZM117 113V112H116ZM118 113V114H119ZM159 113H160V111H159ZM158 113V114H159ZM198 113V112H197ZM219 113V112H218ZM222 113V114H221ZM224 113H226V112H224ZM239 113H240V110H239ZM252 113H254L255 114V112H252ZM258 113V112H257ZM260 113V112H259ZM262 113V112H261ZM77 114V113H76ZM110 114H112V113H110ZM190 114L191 113H189V116H190ZM231 113H229V115H230ZM71 115V114H70ZM117 115V114H116ZM120 115V114H119ZM154 116L155 117V119H156V117H157V119L156 120H154V119H150V118H152L151 116ZM217 115V114H216ZM216 115H214V116H216ZM233 115V114H232ZM232 115H230V117L232 116ZM243 115V114H242ZM1 116V115H0ZM6 116V118H5V120H4V118H1V120L4 122H7L6 120H9V116L8 115H3V117H5ZM86 116V115H85ZM88 116V115H87ZM112 116V115H111ZM110 116V117H111ZM134 116V115H133ZM193 116V115H192ZM213 116V117H214ZM222 116H224L225 117V115H222ZM236 116V115H235ZM239 116V115H238ZM257 116V115H256ZM256 116H254V117H256ZM120 117H122V115L120 116ZM119 117V119H118V121H120V123H121V121H123L122 119H124V117L123 118H120ZM127 117H128V114H127ZM145 117V118H144ZM153 117V118H154ZM160 117V116H159ZM162 117H164L163 115H162ZM179 117V119H181L180 117L181 116H178ZM184 117V116H183ZM191 117V116H190ZM219 117V116H218ZM221 117V116H220ZM224 117H223V121H225L224 120ZM227 117H229L228 115L226 116V119H227ZM242 117V116H241ZM244 117V116H243ZM242 117V118H243ZM72 118V117H71ZM91 118V116L89 117V120H92V119H90ZM113 118V117H112ZM142 118H143V120H142ZM208 118H209V116H208ZM211 118V117H210ZM234 118V117H233ZM235 118H237V117H235ZM240 118V117H239ZM246 118V117H245ZM260 118H262V117H260ZM74 119V118H73ZM81 119V118H80ZM85 119V118H84ZM96 119V118H95ZM94 119V120H95ZM111 119V118H110ZM135 119V118H134ZM149 119V120H148ZM166 119V118H165ZM165 119H163V118H161V119H159V121H162V120H165ZM177 120V122H175L176 124H178V125H176V124H174V122L172 121V125H175V126H177V127H174L175 129L174 130H176V129H178V127L179 128H181L182 127V129H183V127H184V125H186L185 126V128L187 127V125L189 126V124H187V122L186 121H184V123L186 122V124H184V123H182L183 122V120H182V122H181V120ZM185 119H186V117H185ZM230 119V118H229ZM228 119V120H229ZM232 119V118H231ZM257 119V118H256ZM12 120V121H11ZM145 120V121H144ZM148 120V121H147ZM152 120H154V121H152ZM173 120V119H172ZM212 120V119H211ZM218 120H219V118H218ZM227 120V121H228ZM262 120V119H261ZM112 121V120H111ZM116 121V120H115ZM114 121V122H115ZM170 121H171V115H170ZM174 121H176V120H174ZM188 121V120H187ZM189 121H192V120H189ZM197 121V120H196ZM195 121V122H196ZM202 121V120H201ZM215 121H216V119H215ZM221 122H222V120H220ZM230 121H232V120H230ZM257 121H259V120H257ZM4 122V123H5ZM10 122H8L9 124H10ZM74 122H75V119H74ZM84 122V121H83ZM94 122V121H93ZM92 122V123H93ZM97 122V121H96ZM150 122V123H149ZM165 122V123H164ZM216 122H219V121H216ZM250 122V121H249ZM262 123H264V121H261ZM7 123V124H8ZM126 123V124H127ZM161 123V122H160ZM163 123L164 124H162V125H164V127H166V129L168 130V125L169 124H167V122L166 121H163ZM179 123H181V124H179ZM189 123V122H188ZM202 123H203V121H202ZM208 123H210V122H208ZM212 123H214V122H212ZM226 123V122H225ZM252 123H253V121H252ZM254 123H255V121H254ZM253 123V124H254ZM261 123V124H262ZM3 124V123H2ZM94 124V123H93ZM125 123H121V125L120 126H122V127H126V128H129V126L127 127V125L125 124ZM182 124H184V125H182ZM194 124V123H193ZM211 124V123H210ZM218 124V123H217ZM216 123H215V127H216V125H217ZM80 125V124H79ZM112 125V124H111ZM114 125H118L117 123L116 124H114ZM129 125V124H128ZM166 125V126H165ZM206 125V124H205ZM226 125H227V123H226ZM225 124H224V126H226ZM230 125V124H229ZM235 125V124H234ZM240 125H241V122H240ZM246 125V124H245ZM249 126H250V124H248ZM247 125V126H248ZM256 125V124H255ZM1 126V125H0ZM8 126V125H7ZM120 126H113V131L111 130V132H109V134H107L108 136H106L109 140H106V141H108L107 142V146H109L110 144L112 145V147L115 145V148L117 149V147H118V153L120 154H122V151H124V148H121L123 145H125V144H118V143H116V141H117V139H120L122 136H124V134L122 133V136H121V132L120 131H122L123 132V130H124V128H122L123 130H121V127ZM131 126V125H130ZM151 126H154V127H151ZM158 126V125H157ZM190 126H191V124H190ZM220 126V125H219ZM232 125H230V127H231ZM235 126H237V125H235ZM246 126V127H247ZM248 126V127H249ZM260 126V125H259ZM258 126V127H259ZM262 126H264V125H262ZM117 127L119 128V130L117 129ZM133 127V126H132ZM132 127H130L131 129H132ZM156 127V128H155ZM159 127V130H161V128H160V126H158ZM168 127V128H167ZM229 127V126H228ZM238 127V126H237ZM242 127V126H241ZM257 127V126H256ZM261 127V126H260ZM11 130H10V129ZM94 128V127H93ZM109 129L108 130H110V127H108ZM154 128V130L153 131H151L150 129H153ZM162 128H163V126H162ZM227 128V127H226ZM226 128L224 129V128H222V129H224L225 130V133H227V131H226ZM239 128V127H238ZM1 129V128H0ZM112 129V128H111ZM171 129V128H170ZM216 129L218 130L219 128H217L216 127ZM244 129V128H243ZM255 129V128H254ZM76 130V129H75ZM126 130V129H125ZM174 130H172V131H174ZM180 131H181V129H179ZM184 130V129H183ZM182 130V132H184ZM220 130H221V128H220ZM232 130H234V129H232ZM239 130V129H238ZM246 130V129H245ZM251 130H253V127H252V129ZM256 130V129H255ZM10 131V132H9ZM72 131H74V130H72ZM118 131H119V133H118ZM156 131V132H155ZM178 130H176V131H174V132H177ZM219 131V130H218ZM218 131H217V133H218ZM222 131V133H223V130H221ZM248 131V130H247ZM259 131V130H258ZM261 131V130H260ZM102 132V131H101ZM100 132V133H101ZM133 132H135V134L133 133ZM151 132V133H150ZM157 133L156 135H153V133ZM171 132V131H170ZM185 132H192V130L191 131H185ZM184 132V134H187V133H185ZM196 132H198V131H196ZM220 132V131H219ZM228 132H229V130H228ZM107 133H108V131H107ZM116 133H118L117 135H119L120 134V138H119V136H118V138H116L115 139V134ZM150 133V134H149ZM166 133V134H165ZM236 133H237V131H236ZM235 133V134H236ZM244 133H246V132H244ZM262 133V131L260 132V134ZM72 134V133H71ZM89 134V133H88ZM177 134V133H176ZM175 134V135H176ZM205 134H206V131H205ZM210 134H212V133H210ZM216 134V133H215ZM233 134V133H232ZM256 134H257V132H256ZM1 135V136H2ZM90 135H91V133H90ZM90 135H88L87 136V138L89 137H91ZM100 135V134H99ZM125 135H128V134H125ZM129 135H128V142H126V140H125V142L126 143H129V144H131V142H130V140L132 139V138H130L129 139ZM135 135V136H134ZM158 135V136H157ZM174 135V134H173ZM172 135V136H173ZM189 135H191V133L189 134ZM207 135V134H206ZM231 135V134H230ZM240 135V134H239ZM238 135V136H239ZM255 135V134H254ZM70 136H72V135H70ZM101 136H102V134H101ZM153 136H155V137H153ZM164 136V137H165ZM172 136L169 138L170 140H171V138H172ZM177 136V135H176ZM185 136V135H184ZM211 136V135H210ZM209 136V137H210ZM213 136V135H212ZM220 136H222V135H220ZM224 137H225V141H226V136L225 135H223ZM244 136V135H243ZM247 136V135H246ZM246 136H244V138L246 137ZM257 136V135H256ZM5 137V136H4ZM83 137V136H82ZM117 137V136H116ZM124 137H122V140L124 139ZM156 137H158L157 138V140H158V142H156L157 140H156ZM168 137V136H167ZM183 137V136H182ZM231 137V136H230ZM249 137V136H248ZM251 137V136H250ZM262 137H264V136H262ZM78 138V137H77ZM86 138V139H87ZM98 138V137H97ZM144 138V140H142ZM179 138V137H178ZM187 139H188V141H190L189 139H192V138H189V137H186ZM198 138H199V135H198ZM203 138V137H202ZM222 138V137H221ZM232 138H234L233 136H232ZM254 138V137H253ZM259 138V137H258ZM80 139L81 138H79V141H80ZM173 139H174V137H173ZM172 139V140H173ZM181 139V138H180ZM183 139H184V137H183ZM182 139V140H183ZM186 139V140H187ZM212 139V138H211ZM218 139V138H217ZM235 139V138H234ZM240 139V138H239ZM241 139H242V136H241ZM246 139V138H245ZM1 141H2V139H0ZM6 140V139H5ZM12 142H10V141ZM84 140V139H83ZM90 139H88L86 142H88ZM97 140V139H96ZM99 140V139H98ZM100 140H102V139H100ZM121 140V139H120ZM140 140V141H139ZM150 140H155V143L153 142V144H152V142L150 141ZM168 140V139H167ZM175 140V139H174ZM179 140V139H178ZM223 140V139H222ZM230 140V139H229ZM251 140V139H250ZM249 140V141H250ZM256 140H257V137H256ZM259 140H261V139H259ZM91 141V140H90ZM133 141V140H132ZM142 141H144V142H142ZM160 141V142H159ZM188 141H183V142H185V143H187ZM208 141V140H207ZM211 141V140H210ZM225 141H223V142H225ZM3 142V141H2ZM81 142V141H80ZM83 143H84V141H82ZM85 142V144H87V146H88V148L90 149V146H89V143H86ZM169 143H172V141H168ZM168 142H167V144H168ZM175 142H176V140H175ZM182 141H178V143L179 144H177V142H176V144L179 146V145H184L183 147H185L186 145H187V147L185 148V149H188V147H189V145H191V144H180ZM192 142V141H191ZM190 142V143H191ZM195 142H199V140L197 139V141H195ZM214 142V141H213ZM219 142H221V141H219ZM232 142H233V140H232ZM235 142H237V141H235ZM245 142V141H244ZM257 142V141H256ZM9 143V144H8ZM110 143V144H109ZM144 143V144H143ZM205 143V142H204ZM226 143H227V141H226ZM230 143V142H229ZM250 144L252 143V142H249ZM8 146H7V145ZM82 144V143H81ZM117 144L119 145V146H117ZM143 144V145H142ZM150 144H152L153 146H151ZM200 144L202 145L203 143H201L200 142ZM245 144V143H244ZM258 144V143H257ZM2 145H3V143H2ZM111 145H110V148L109 149H111L112 147H111ZM140 145V146H139ZM142 145V146H141ZM150 145V146H149ZM155 145V147L156 148H159L158 146H156ZM177 145H175V147L177 146ZM196 145H197V143H196ZM199 145V144H198ZM200 145V146H201ZM231 145V144H230ZM235 145V144H234ZM254 145V144H253ZM105 147H106V144L104 145ZM126 146H128L127 144L125 145V146H123V147H126ZM130 146V145H129ZM139 146V147H138ZM168 146H169V144H168ZM168 146H167V149H168ZM173 146V151H174V149H175V147H174V145H172ZM172 146H169V147H172ZM178 146H177V148H178ZM205 146H206V144H205ZM217 146V145H216ZM237 146V145H236ZM244 146V145H243ZM247 146V145H246ZM254 146H256V144L254 145ZM101 147V146H100ZM122 149V151H120L119 152V150H120V148ZM154 147V148H155ZM227 147V146H226ZM235 147V146H234ZM237 147H239V146H237ZM79 148H81V146H79ZM86 147L84 146V149H85ZM88 148H86V150L88 149ZM131 148V147H130ZM204 148V147H203ZM240 148V147H239ZM243 148V147H242ZM247 148V147H246ZM255 148V147H254ZM259 148V147H258ZM261 148H262V145H261ZM83 149V150H84ZM101 149H103V147L101 148ZM100 149V150H101ZM109 149H106L105 148V152H104V150H103V153L102 154H100V155H102V156H104V154H107L108 153V151H109V153H110V150ZM133 150H135V148L133 147L132 148ZM153 149V148H152ZM166 148H165V150H167ZM198 149V148H197ZM214 149V148H213ZM244 149V148H243ZM83 150H80V151H78V153L79 152H82ZM96 150H97V148H96ZM96 150L94 151V152H96ZM100 150H98L99 151V153H101V151ZM160 150H162V149H160ZM169 150V149H168ZM203 150V149H202ZM235 150V149H234ZM246 150V149H245ZM248 150V149H247ZM1 151H2V149H1ZM92 151V150H91ZM90 151V152H91ZM112 151H113V148H112ZM112 151H111V153H110V155H113L112 154ZM115 151V150H114ZM149 152V153H151V154H149L148 153V155H145V154H143L144 152ZM176 151V150H175ZM194 151V150H193ZM199 151H201V150H199ZM206 151V150H205ZM208 151V150H207ZM243 152H244V150H242ZM241 151V153H243ZM250 151V150H249ZM259 151V150H258ZM88 152V151H87ZM87 152L86 153H84V155L86 154L87 155ZM126 152H127V150H126ZM126 152H124L123 154H126ZM198 152V151H197ZM197 152H190V155L189 156H192L193 155V158L192 159H195V158H198L200 155H197V157H195L196 156V154H197ZM248 152V151H247ZM262 152V151H261ZM4 153H6V152H4ZM61 153V152H60ZM59 153V154H60ZM76 153H77V151H76ZM93 153V152H92ZM97 153V152H96ZM128 153V152H127ZM143 155H142V154ZM159 153V152H158ZM166 153V152H165ZM208 153V152H207ZM216 153V152H215ZM218 153V152H217ZM229 153V152H228ZM245 153H246V151H245ZM244 153V154H245ZM259 153V154H258ZM257 154H258V156L259 155H261V156H259V158H258V156H257V154H256V156H255V158H258L259 159V161H261L262 163H264V161H262V160H264V155H262V154H264V152H262V154H260V152H258ZM2 154H3V151H2ZM58 154V155H59ZM81 154V153H80ZM83 154V153H82ZM81 154V155H82ZM94 154V153H93ZM122 154V155H123ZM199 154V153H198ZM209 154V153H208ZM214 154V153H213ZM227 154V153H226ZM249 154V153H248ZM248 154H246V156L248 155ZM5 155V154H4ZM74 155V154H73ZM72 155V156H73ZM79 155V154H78ZM77 155V156H78ZM110 155H105L104 157H110ZM128 155V154H127ZM134 155V154H133ZM155 155V154H154ZM156 155H159V154H156ZM195 155V156H194ZM202 155V154H201ZM211 155V154H210ZM210 155H207V156H209V158H212ZM217 155V154H216ZM216 155H214V156H216ZM223 155V154H222ZM250 155V154H249ZM249 155H248V158H249ZM253 155V154H252ZM251 155V156H252ZM71 156V157H72ZM75 156H76V154H75ZM80 156V155H79ZM88 156H90L89 154H88ZM91 156H92V154H91ZM90 156V157H91ZM120 156V155H119ZM123 156H125V155H123ZM130 156V155H129ZM234 156V154L232 155V157ZM245 155H243V156H241L242 158H241V160H239V162L237 161V163L239 164V163H241V166L243 167V160H246V158H243ZM245 156V157H246ZM120 157H122V156H120ZM127 157V156H126ZM131 157V156H130ZM185 157H188V158H186V159H188L186 162H185ZM195 157V158H194ZM202 157H203V155H202ZM218 158H217V161H216V163L218 164L219 162H218V160L220 159L219 157L220 156H217ZM227 157H230L229 155H227ZM237 157V156H236ZM235 157V158H236ZM73 158V157H72ZM71 158V159H72ZM85 158V157H84ZM89 158V157H88ZM112 158V157H111ZM157 158H159V159H157ZM216 158V157H215ZM214 158V159H215ZM221 158H223V156H221ZM235 158H233L234 160H235V162L234 163H236V159ZM238 158V157H237ZM251 158L252 157H250L249 158V163L251 164ZM262 158V159H261ZM4 159V158H3ZM8 159V160H9ZM93 159V158H92ZM229 159V160H228ZM261 159V160H260ZM11 160V159H10ZM109 160V159H108ZM121 160H122V158H121ZM126 160V159H125ZM157 160H159V161H157ZM166 160V159H165ZM213 160V159H212ZM212 160H210V162L212 161ZM223 161H224V158L222 159ZM221 159L219 160V161H222ZM227 160H228V162H227V165H228V163H229V165L230 164H232V162L230 163L229 161L231 160V158H227ZM233 160V161H234ZM238 160V159H237ZM6 162H7V160H5ZM84 161H85V159H84ZM105 161H107L106 160V158H105ZM126 161H128V160H126ZM162 161V162H161ZM166 161H169V160H166ZM165 161V162H166ZM184 161V162H183ZM191 161H193V160H191ZM197 161H198V159H197ZM232 161V160H231ZM246 161H248V160H246ZM17 162V161H16ZM19 162V161H18ZM89 162V161H88ZM121 162V161H120ZM130 162V161H129ZM157 162H159V163H157ZM173 162V161H172ZM214 162V161H213ZM212 162V163H213ZM225 162L226 161H224V163H223V165L225 164ZM245 162V161H244ZM255 162V163H254ZM260 162V163H261ZM136 163V162H135ZM216 163L214 162V167H213V169L215 170V173H216V171H219L220 170V167L221 166H223V165H216ZM256 164L257 166L256 167H258V165L259 166H261L262 168H264V166H262V165H264V164H258V162H256L255 160L254 161H252V164ZM11 164V163H10ZM108 164V163H107ZM113 164V163H112ZM194 164H197V163H194ZM254 164L252 165V167L254 166ZM87 165V164H86ZM219 168L218 170H216V166ZM244 165H245V163H244ZM85 166V165H84ZM125 166V167H124ZM220 166V167H219ZM238 166H240V164L238 165ZM247 166V165H246ZM250 166V165H249ZM6 167H8L7 165H6ZM9 167H10V165H9ZM82 167V166H81ZM226 167V166H225ZM224 167V169H226ZM251 167V168H252ZM255 167V166H254ZM253 167V168H254ZM83 168L84 167H82V170H83ZM207 168V169H208ZM222 168V167H221ZM238 168V167H237ZM250 168V169H251ZM4 169V168H3ZM235 169H236V167H235ZM257 169V168H256ZM258 169H260V167H258ZM5 170V169H4ZM4 170H2L3 172H6V170L4 171ZM8 170H9V168H8ZM10 170H11V168H10ZM209 170V169H208ZM253 170V169H252ZM1 171V172H2ZM70 171V172H69ZM253 171H255V170H253ZM257 171V170H256ZM9 172V171H8ZM220 172V171H219ZM227 172V171H226ZM233 172V173H234ZM246 173V175H245V173ZM10 173H11V171H10ZM83 173H84V171H83ZM227 173H229V172H227ZM242 175H241V174ZM250 173H252V172H250ZM249 173V174H250ZM45 174H46V172H45ZM88 174V173H87ZM213 174V173H212ZM255 174V173H254ZM257 174H259L258 176H257ZM5 175V174H4ZM9 175V174H8ZM77 175V176H76ZM235 177H234V176ZM250 175H252V174H250ZM250 175H249V177H250ZM13 176V175H12ZM79 176H80V174H79ZM82 176V175H81ZM86 176V175H85ZM89 176V175H88ZM87 176V177H88ZM220 176V175H219ZM221 176H222V174H221ZM242 176V177H243ZM262 176H264V175H262ZM15 177V176H14ZM47 177V176H46ZM70 177V178H71ZM90 177V176H89ZM224 177H226V175H224ZM249 177H247V178H249ZM16 178V177H15ZM219 178V179H218ZM236 178V179H237ZM244 178V177H243ZM245 178L244 179H242V180H245ZM67 179V178H66ZM258 179H256V180H258ZM1 180H0V182H1ZM71 180V181H70ZM236 181V180H235ZM237 181V182H238ZM248 181V180H247ZM67 182V181H66ZM78 182V181H77ZM91 182V181H90ZM98 182V181H97ZM239 182H241V180L239 181ZM243 182V181H242ZM93 183V182H92ZM13 184V183H12ZM67 184V183H66ZM87 184H88V180H87ZM90 184V183H89ZM82 185V184H81ZM85 185V184H84ZM239 185V184H238ZM260 185H261V187H260ZM80 186V185H79ZM66 187V186H65ZM93 187V186H92ZM99 188H100V190H99ZM239 188H240V186H239ZM99 191H98V190ZM86 190V189H85ZM89 190V189H88ZM66 191H68V189L66 188ZM97 191V192H96ZM63 192L66 194V196H64V194H63ZM95 192V193H94ZM67 195H69V196H67ZM115 196H118V197H121V205H119L118 204V206H116L115 205V203H114V198H115ZM41 198V197H40ZM249 204V203H248ZM259 204V205H260ZM246 206H247V204H245ZM262 206V205H261ZM240 207V208H241ZM243 208V207H242ZM245 208V207H244ZM243 208V214L244 215H246V216H244V217H248L247 216V211H251V214L253 213V209L252 210H247V209H244ZM262 208V207H261ZM261 208H260V210H258V212H259V215L260 216H264V210H262L261 211ZM228 209H231V215L229 216L230 218H228V216L226 217V210H228ZM82 210V211H81ZM247 212V213H245V211ZM254 211L256 212V210L254 209ZM258 212H257V214H258ZM250 213V212H249ZM241 214V213H240ZM239 214V215H240ZM254 214V213H253ZM257 214H255L256 215V219H258L257 217H259V216H257ZM224 215V216H223ZM223 217V218H220V217ZM241 216H242V214H241ZM226 217V218H225ZM237 217H239V216H237ZM191 218H196L195 219V221L197 220V219H199L200 221H201V223L202 224H200L201 225V227H197V226H195V228L197 229H195V230H193L194 231V233H196L195 235L194 234H190L189 233V230H188V222L190 223V220H193V219H191ZM216 218H220V219H224L225 218V221H224V223L228 226V228L229 229H231L232 231L233 230H237L238 229V232H240V231H242V229L243 230H245V233H244V231H243V233L242 232H240V233H242L241 235L237 232V233H234L235 234V236H237L238 237V240L240 239L241 241L243 240L244 242L243 243H241V241H240V243H239V241H235V242H237V243H239V244H241V245H237L236 247H238V248H240L239 250H237V252H228L225 248H227L226 247V244H228V242H230V244H231V247L233 246L234 248H236L234 245H236L237 243H235L234 244V242H233V237L231 236L232 234L230 233V237H226L225 235H223L222 234V232L220 231L221 229L222 230H224V232L223 233H226V232H228V231H225V230H227L228 228H226V226L223 228V226H221L220 228H217V230H216V226L217 227H219L220 226V223H219V226L218 225H216L215 226V222H217L215 219ZM190 219V220H189ZM249 219V220H248ZM255 219V220H256ZM262 219V218H261ZM260 219V220H261ZM196 221L195 223H191V224H197L198 222H200V221ZM242 220V219H241ZM254 220V221H255ZM221 221V220H220ZM222 221V222H223ZM250 221V222H249ZM257 221V220H256ZM221 222V223H222ZM258 222H259V220H258ZM261 222H264V221H261ZM239 223V222H238ZM257 222H255V224H256ZM260 223V222H259ZM259 223H257V224H259ZM262 224V223H261ZM261 224H259V225H261ZM251 226H253V224H252V222H251V224H250ZM248 226H249V224H248ZM250 226V227H251ZM255 228H253L252 227V229L251 230H253V229H256V226H254ZM194 228V227H193ZM192 228V229H193ZM258 228V227H257ZM261 228V229H260ZM149 229H151V232H149ZM220 229V230H219ZM259 229L260 230H262V226L261 227H259L257 230H258V232H259ZM216 230V231H215ZM240 230V231H239ZM256 230V231H257ZM192 231V232H193ZM247 231V232H246ZM255 231V230H254ZM255 231V232H256ZM234 232V231H233ZM199 233V234H198ZM261 233H262V231H261ZM260 233V234H261ZM190 234V241H186V240H188V235ZM201 234H205V236H204V239H206L205 240V242L203 243L202 241H198L199 240V235H201ZM238 234L240 235V236H238ZM246 234V235H245ZM256 234V233H255ZM191 235L193 236L192 237V239H191ZM229 235V234H228ZM259 235V234H258ZM206 237V238H205ZM232 237V238H231ZM241 237V238H240ZM76 240V244H74V248H73V246H70L69 247V249L70 250H68V245H70V242H71V245H73L72 243ZM81 239V238H80ZM198 239V240H197ZM188 242H190V244L188 243ZM231 242H233V244L234 245H232V243ZM258 242V241H257ZM164 243H166V244H168V246H169V251L168 252H166V253H164L163 251H162V249H161V247H162V245L164 244ZM1 244V243H0ZM81 244V243H80ZM259 244V243H258ZM257 244V246L259 247V245ZM77 245V246H76ZM190 245V246H189ZM262 245H264V244H262ZM261 245V246H262ZM240 246V247H239ZM188 247H190V250L188 249L187 250V248ZM217 248L216 250L215 249H212V248ZM229 247V246H228ZM231 247H230V249H229V251L231 250ZM71 248H72V250L74 249V251H72L71 250ZM210 248L212 249V250H214V251H212V250H210ZM237 248V249H238ZM257 250H258V248L257 247H255ZM262 248H264V246H262ZM76 249H77V251H76ZM235 250V249H234ZM81 252H78L79 254H83L82 253V251L83 250H80ZM232 251H233V249H232ZM73 252H74V255H73ZM84 252V251H83ZM257 251H255V253H256ZM259 252V251H258ZM86 253V252H85ZM235 253H237V255L235 254ZM87 254V253H86ZM236 255V257H235V255ZM258 255V254H257ZM69 256V257H70ZM83 256V255H82ZM85 257L87 256V255H84ZM83 256V257H84ZM88 256H90L89 255V253H88ZM262 256H264V255H262ZM68 257V258H69ZM73 257V258H74ZM77 257V256H76ZM82 257V258H83ZM91 257V256H90ZM89 257V258H90ZM95 257L93 258V255H92V259L94 260L95 259ZM233 257H235V259L233 258ZM66 259L67 261H66V264L68 263V262H70V263H68V264H71V262H73L74 260H75V258L73 259H71V257L69 258V259ZM76 259H79V255H78V257L76 258ZM84 259V258H83ZM88 259V258H87ZM260 259V258H259ZM68 260H70V261H68ZM71 260H73V261H71ZM81 260V258L79 259V261ZM91 260V259H90ZM95 261V260H94ZM93 261V262H94ZM81 262V261H80ZM92 262V263H93ZM95 263V262H94ZM4 264V263H3ZM78 264H81V263H78ZM83 264H86V263H83ZM262 264V263H261Z\"/></svg>",
    "mask_w": 264,
    "mask_h": 264
},
{
    "label": "rangeland",
    "instance_id": "rangeland-1",
    "mask_svg": "<svg viewBox=\"0 0 264 264\" xmlns=\"http://www.w3.org/2000/svg\"><path fill=\"white\" fill-rule=\"evenodd\" d=\"M110 1V2H109ZM108 1V3H107V1H106V3L105 2H101V3H103V4H105L106 5V7H107V9H108V7H109V9H110V7H112L111 9H113L114 7H115V3H116V8H117V10L119 11V9L121 8V6H120V8L118 7V5L119 4H122V2H124L123 4H122V10L124 11V9L126 8L128 11H129V13H127V11H126V9H125V12H126V14H127V16L128 15H130V17L128 16V18H129V22H131L130 23V25H132L133 27H134V29L132 28V30H131V32H130V34H129V36L128 35H122V34H120V35H118V34H116V38H114V35H111V39L109 40V38H108V40H109V43H108V40H102L101 41V43H105V42H107L108 44H106V45H112V44H116V43H114L113 41H115V39H116V42H117V45H115L116 47H118L117 49H115L114 50V53L113 54H115V55H117L116 57H115V55H113L112 54V50H113V48L114 47H111L112 48V50H111V48H110V51L108 50L107 52H106V55H105V57L108 59V57H110V55H108L107 53H110V54H112V56L109 58V62L108 61H106V62H104V64H103V62L101 63L100 62V64H99V66L97 65V67H94L95 65H93V64H91V66L93 65V67L95 68L94 70H93V67H92V69H90V70H88V73L90 74V73H92L93 74V72H92V70L95 72L92 76H93V81L92 80H90V78L88 77V78H85V76L84 75H86V72L87 71H83L82 70V72H84V73H82V74H84V75H82V74H79L80 75V77H83V79H85V80H83L82 78L80 79L79 78V75H78V80H77V77L75 76V78L73 79L72 77H74V75H76V74H74V72L72 73L71 72V68H72V66L71 65H67V64H70V63H72V60L70 61V59H72V58H74V57H77V55H78V53H79V51L80 50H82V47H83V49H84V46H83V44L84 45H87L88 44V46L90 47V45L89 44H91L92 45V43L94 44V43H98V40H96L95 39V36H94V34L92 33V35L90 34H88V32L90 31L91 32V28L88 30V27H86L87 29L86 30H88V32L87 33H85V34H83V33H81L80 31L82 30L81 28V26H78V28H76L77 26H73V24L74 23H72L71 22V27H70V25H68L69 24V22L70 21H73L74 20V17L76 16H74V17H72L75 13L73 12V11H71L70 9H69V7L68 6H66V8H64L63 7V16L62 15H58L56 12V9L58 8V5H60V3H59V0H58V2H57V0H56V2H57V6L54 4V2L55 1H53V2H51V0H50V2H48V0H45V2H47V3H53L54 5H55V7H57V8H55V11L56 12H54V6H51V5H53V4H49L47 7H49L48 8V10L50 9V7H52L49 11H51V13L52 12H54L55 14H57L56 16L53 14V17H55L52 21H49V19H48V21L46 20V24H47V28H50V29H46L49 33H50V35H52V36H50V35H48V37L47 38H43V37H41L42 38V41H43V43H44V45H43V43L41 44L40 43V45H43L42 46V48L40 47V45H36L38 48L36 49V47H34L35 49H36V51L38 52H36V51H34L33 49H32V51L30 52L31 53V59L33 60V61H31V63H29V65L31 66V68L33 69V72L34 73H39L40 75H42L41 77H42V85H44L45 87H47L48 88V90H54L55 91V89H53V87L54 88H56V91H58V89L57 88H61V86H62V84H61V82L62 83H65V84H63L65 87L67 86V89L65 88V90L66 91H64V90H60L59 89V93L57 92L56 93V96H57V102H58V104L59 105H61L63 102V104H64V106H66L67 104H68V106H70V110H69V108H68V113L67 114H69V118H68V120L67 121H69V122H73L72 123V126H71V131H70V133H69V135H65V134H62V135H60V136H58L57 137V139H59V140H57V142L59 143L58 144V146H59V148H60V151H59V153H57L56 154V156H54V157H51L50 159H49V164L47 165V168H46V171H41L40 173L41 174H44L45 176V181L42 183L44 186H43V188L42 187H40V185H38L39 186V188H37V191L38 192H40L41 193V191H42V193H41V198L39 197V198H34L33 199V201L30 203V205L28 206V207H26V208H24V210L22 211V212H20L19 214L20 215H18L17 217V221L15 222V223H13V224H11V225H9V227L7 228V231H6V233H5V235L0 239V264H40V262H41V260L42 259H45V258H43L42 257V253H40V249L37 247V244H38V240H40V236L42 235V236H45V237H47V233H48V229H49V227H50V225L52 224V215H51V209H52V201H53V199H54V189H55V186L57 185V184H60L61 185V187H62V189H63V191H65L66 192V194H71L72 195V191L70 190L69 191V180L68 179H72V175H71V173H70V176H69V173H68V175L66 174L67 172H68V169H70V167H73V168H75L74 169V172L76 171V173H77V177L75 178V182L77 183V184H79V183H81V184H79L78 186H77V188H78V190L81 192L82 190L84 191V194L86 193V192H89V193H92L93 192V190L92 189H95V188H97L98 186H99V177L97 176L98 174V171L100 170V169H102V168H106V167H111V165H115L116 166V164H117V166H118V163H119V166L121 165V163H122V161H123V158H124V165L126 166V164L127 163H129V164H131L130 165V168H131V166L132 167H134V166H136V164H137V161H135V160H138L137 158H139V160H140V156H135V154H137V153H139V152H137L136 151V149L138 150V148H137V145H135V146H131L133 143L132 142H134L135 143V141L136 142H138L137 140H138V137H140L142 134H139L140 136H138V137H136L137 139L135 140V139H133L134 137H133V135H129V133L128 132H125V134H128L129 135V139L130 138H132L131 140H130V142H131V144H129V143H126V142H128V135H125L124 134V131H131V130H133V128L135 129V126H136V124H137V127H136V129L134 130V131H136V132H139V133H141L143 130H146L147 132H149V128L150 127H148V129H144L146 126H148V122H146V126L145 125H143V123H137V122H141L140 121V118H139V116H143L142 114H146V113H141V112H144V111H141L140 112V114H139V116H138V114H137V116H136V114H134V113H137V112H134V111H132L131 112V110L133 109V107L136 109L137 107H140V108H137V110L136 111H138V109H142V110H145V109H143L142 107L143 106H141V102H147V106L148 107H152V109H153V106L155 105V104H152V102H151V100H144L142 97H144L143 95H147V94H150V96H151V99H159L160 100V104L158 103V101L159 100H157V101H154V102H157V104H159V106L161 107L160 109H158L159 111H160V113H159V111H157L158 113H156L157 114V116H158V121H156L157 123H156V125H155V123H154V126H156L155 128H156V130L158 129V131H162V133L161 134H159V135H163V133H164V131L168 134L167 136H160L161 138H159V140L162 142V140H164L165 139V142H163V143H165V146H163L162 147V145H164V144H162V145H160L161 147H159L158 145L159 144H154V147H155V145L156 146H158L159 148H154V147H151V149L149 148L148 150H146V151H149V150H159V151H156L155 153L153 152L152 153V156H150V155H148V153L145 151L143 154H145V155H148L150 158H153L154 159V156L155 157H158L159 156V158L160 157H162V158H164L163 160V162L164 163H172V165H174V166H176L178 169L180 168L181 169V165L183 164V163H181L180 164V162L182 161V160H178L179 161V163H177V161H174V160H177V159H179L178 157H180L181 155H185V154H189L190 155V152H197V154H196V156L195 157H197V155H200L198 158H195V159H192L193 158V155L192 156H189V155H186V156H188V157H190V161H187L189 158L188 157H185V159L186 158H188V159H186L185 160V162L187 161L188 163L189 162H194V160H195V162L194 163H197V164H194V163H192V165L193 166H199V165H202V164H200V163H202L204 160L206 161L207 159L209 160V161H206V163L208 164V166L210 165V163H211V165L209 166V168L207 167V165H206V167H204L205 168V170H207V171H209V173H210V171H211V169H212V173H210V176L212 177H220V178H222V179H225V181H227V183L226 184H228V182L229 181H231V180H229V176H231V179H232V175H229V174H231L230 172H232V170L230 171V167L229 166H231V169L233 168V172H234V170L236 171V175L238 176V171L240 172L241 170H245V167H249V169H248V174H247V177H249V175L250 174H252V175H250V177L249 178H245V176H243L241 173H242V171H241V175L245 178V180H242V179H244L242 176L240 177V176H238V177H240V180H241V182H239L238 181V179L239 178H237V177H235L234 175H235V172L233 173L232 172V174H234L233 176L235 177V179L233 178L232 179V183H234V184H232V186H235V185H237V190L239 191V195H240V197H241V199L243 200L245 197H248V196H246V194H250V192H248L249 190H248V188L250 187H248L247 185L249 184V185H251V181H252V184H253V182H259V180L260 179H258V177L256 178V173L258 172L259 173V171L261 170V172L259 173V174H261L262 173V171H264V168H262L261 166H259L258 165V167H260V169H258V167H256L257 165L256 164H254V168L252 167V161H256V162H258V164H264V163H262L261 161H259V156H261V155H259L258 156V152H260V154H262V152H264V137H262V136H264V126H262V125H264V123H262L261 121H264V92H262V91H264V78H262L261 76H264V75H262V74H264V53H262V51H264V50H259V48L261 49V47H264V46H261V45H264V43H260V44H258V47L256 46L257 44L252 40L253 39V37H254V30L256 31V30H258L259 28L260 29H264V28H261V27H264V26H261V25H264V20H262V19H264V18H262L261 19V16L262 15H264V8H262V7H264V1H260V0H258V2L259 3H257V0H253V1H249V0H245V3H244V0H235V4H236V6H237V11H238V18L236 19V21H238V23L241 25H239L237 22L235 23V21H234V25H235V28L237 29V30H239V34H238V36H241V39H239L238 38V36H237V34H236V37H237V39H239V40H236V41H238L237 43H240L239 44V47H238V51L236 50V51H234V53L235 52H237L238 54H234V60L232 61L234 64H233V67H234V69H236L237 67L239 68V70H243L242 72L244 73H242L241 71H239V70H237L236 69V71L234 70H232V72L230 71V67H229V64L231 65V63H228V60L229 59H223V58H221L219 55L223 52H221V51H219V49L221 48V50H224V49H222V47L221 46H223V45H221L222 43V38L220 39V37L219 36H221L222 35V33H226V30H224L225 28V26L226 25H224V27L222 26L221 27V25H223V24H217V23H219V22H222L223 20H221V18L220 19H218L219 18V15H220V12H219V10H218V12L217 11H215V10H217L219 7V9H223V10H220L221 11V13H227L228 12V7H227V4H228V0L224 3L223 2V0H221L222 2H219L218 0H216L217 2H219V3H221V4H219V3H215L217 6H215V8H214V10H213V8L211 9V15L213 16V15H216V16H218L217 17V19L219 20V22L217 21V19H216V22L217 23H215L214 25H212V26H210V27H208V30H206V32H208L209 31V33H211L212 31H210L209 29H214V31L215 30H217V31H222V32H217V35H216V33L214 34L213 32H212V34L211 35H213L214 37H219V39L218 38H215V40L216 39H218V40H220V43L218 42V44L220 45H217L218 46V51L217 50H215L216 51V53L217 52H221L220 54H216L215 55V51H214V57H212L213 55L212 54H210L211 55V58H210V56L208 57L207 55L205 56V55H201V56H199L198 57V59H200V61H201V58L203 57H207V58H209V60L212 62V63H210L209 64V60H208V63L207 62H204L203 60L205 59H202V61L204 62V63H206V65L201 61V64L200 63H198L199 61H198V59H197V57L195 58V60L197 59V61H195L197 64H194L195 66L194 67H196V68H198V69H195L194 67V69L195 70H191V69H188L187 67L185 68H183L182 70H180V73H179V71L178 72H175L176 70H174V71H172L171 70V64H173V63H171L170 61H168V60H161V62L160 61H155V62H153V63H151L154 59L153 58H151V59H149L150 57H152V56H147V58H141V60L143 61V63H142V65H140L141 64V62L142 61H140L139 59L140 58H138V62H137V60H134V59H132L131 58V60L129 61V60H127V59H129L130 57H128L127 55L128 54H126L127 52H128V50L130 51H134V50H137V49H140V48H144V47H147V46H150V45H152V44H157L158 45V47H159V51L160 52H162L165 48H168L167 46L165 47L163 44H165V42H167V40H163V39H165V37H166V39H167V37H169V36H167L168 34L169 35H171L170 33L173 31L172 29L174 28L173 26H175V24H176V22L178 21V20H181L182 18L181 17H183V16H185V15H183L185 12L182 10V8L180 7H178V6H181L182 5V2L184 1V0H122V2H121V0H113V5H109V3H111L112 4V1L111 0H109ZM114 1H115V3H114ZM193 1V2H192ZM194 1L195 0H185V2L187 3V2H190L191 4H193L194 3ZM230 1H232V0H230ZM238 3H237V2ZM249 1V2H248ZM140 2V3H139ZM239 2H241V3H239ZM253 2V3H252ZM255 2H256V4H255ZM262 2V3H261ZM190 3H187V4H190ZM127 4V5H126ZM129 4V5H128ZM262 4V5H261ZM240 5V6H239ZM242 5V6H241ZM245 5V6H244ZM131 6H133V7H131ZM138 6L141 8H138ZM223 6H225V7H223ZM262 6V7H261ZM68 7V8H67ZM127 7H129V8H127ZM183 7V6H182ZM223 7V8H222ZM242 7V8H241ZM253 7V8H252ZM258 7H259V9H258ZM60 9L59 10H61V7H59ZM71 8V7H70ZM115 8V9H116ZM119 8V9H118ZM138 10H136V9ZM10 9V8H9ZM22 9V8H21ZM72 10H73V8H71ZM110 9V11L112 12V10ZM131 9H133V10H131ZM158 9V10H157ZM161 9V10H160ZM178 9V10H177ZM246 9V10H245ZM16 10H18V6L16 7ZM66 10V11H65ZM68 10V11H67ZM121 10V9H120ZM182 10V11H181ZM212 10H213V12H212ZM240 10V11H239ZM244 10H245V13H244ZM254 10V13H252V11ZM256 10V11H255ZM259 10V11H258ZM135 11V12H134ZM145 11V12H144ZM156 11H159V13L158 14H156L155 12ZM177 11H181V12H177ZM215 11V12H214ZM222 11H224V12H222ZM227 11V12H226ZM261 11V14H260V17L258 16L259 15V12ZM58 12H60V11H58ZM69 12V13H68ZM113 12H117L116 10H113ZM131 12H132V14H131ZM140 12H142V14L143 15H139V14H141ZM148 12V13H147ZM167 14H165V13ZM217 12V13H216ZM135 13V15L134 16H132L133 14ZM164 13V14H163ZM225 13L223 14V15H225ZM256 13H257V15H256ZM60 14H62V12L60 13ZM71 14H73V15H71ZM146 14V15H145ZM178 14V15H177ZM181 14V15H180ZM242 14V15H241ZM247 14V15H246ZM249 14V15H248ZM180 15V16H179ZM222 15V14H221ZM220 15V16H221ZM221 16V17H224V16ZM240 15H241V17H240ZM245 15V16H244ZM252 17H251V16ZM257 17H256V16ZM17 16V17H16ZM14 15V24H15V28H13V29H15L14 30V33H15V38L17 39L18 37L19 38H21L24 34H25V25H24V23H23V18H22V16H18V15ZM59 17V16H61V18L59 17V19L58 20H62V22H60V21H58V22H56L57 21V18L56 17ZM65 16V17H64ZM137 16H139V17H137ZM179 16V19L177 18V21H176V17H178ZM226 16V15H225ZM242 16H244L243 18H242ZM68 17V18H67ZM245 17H247V18H245ZM72 18V19H71ZM76 18V17H75ZM140 18V19H139ZM215 18L216 17H213V20H214V22H215ZM226 18H227V16H226ZM250 18V19H249ZM252 18V19H251ZM137 19H138V22H136L137 21ZM222 19H224V22H222V23H226V20L227 19H225V18H222ZM257 19V20H256ZM261 21H260V20ZM56 20V21H55ZM66 20V22L68 21V26L69 27H67L66 28V26H63V21H65ZM242 20V21H241ZM246 20V21H245ZM259 20V21H258ZM176 21V22H175ZM240 21V22H239ZM54 22H56V24L58 23V24H61V25H59V27H58V25H57V28H54V27H56L55 25V23ZM66 22H65V24H66ZM247 22V23H246ZM260 22V26L259 27H257V24ZM23 23V24H22ZM49 23V24H48ZM242 23V24H241ZM252 23V24H251ZM46 24H45V28H46ZM64 24V25H65ZM76 24V23H75ZM250 24V25H249ZM52 25V26H51ZM135 25V26H134ZM238 25H239V27H238ZM255 27V28H257V29H255L253 26ZM250 26V27H249ZM53 27V28H52ZM62 27H65V28H62ZM245 27V29H243ZM252 27V28H251ZM22 28H24V29H22ZM62 28V29H61ZM70 28V29H69ZM222 28H224V29H222ZM249 28V29H248ZM52 29V30H51ZM56 31H55V30ZM66 29H67V31H66ZM78 29V30H77ZM81 29V30H80ZM84 29V28H83ZM196 28H193L192 30H190V32H191V34L192 33H194V32H196V31H194ZM207 29V28H206ZM247 29V30H246ZM250 29H251V31H250ZM80 30V31H79ZM237 30H236V33H237ZM249 30V31H248ZM253 30V31H252ZM17 32V34H16V32ZM47 31H46V33H47ZM52 31V32H51ZM63 31V32H62ZM64 31H66L65 33H64ZM79 31V32H78ZM192 31H194V32H192ZM198 31V30H197ZM241 31H243L242 32V34H241ZM42 32H44V30L42 31ZM53 32H54V34H53ZM56 32V33H55ZM61 32V33H60ZM83 32H85L84 30H83ZM89 32V33H90ZM136 33V34H133V33ZM246 32V33H245ZM253 32V33H252ZM46 33L44 32V33H42L43 35L45 34L46 35ZM52 33V34H51ZM59 33V34H58ZM67 33V34H66ZM76 33V34H75ZM83 34V36L82 35H80V34ZM219 33H221L220 35H219ZM21 34V35H20ZM48 34V33H47ZM63 34V35H62ZM87 34V35H86ZM175 34V33H174ZM223 34V35H224ZM245 34H246V37H245ZM18 35V36H17ZM118 35V36H117ZM130 35L131 36H133L132 37V39H133V41H132V39H131V37H130ZM216 35V36H215ZM253 35V36H252ZM47 36V35H46ZM49 36H50V39H49ZM85 36H88V39L90 40V41H88V39H87V37H85ZM92 36H94L93 38H92ZM120 36V37H119ZM125 36H127V38L125 37ZM250 38H249V37ZM67 37V38H66ZM124 37V38H123ZM130 37V38H129ZM164 37V38H163ZM114 38V39H113ZM120 38V39H119ZM128 38L129 39H131V40H128ZM245 38V40H242V39H244ZM48 41H47V40ZM82 39V40H81ZM112 39H113V41H112ZM128 40L127 42H126V47H124L125 46V44H124V46L121 44V46H120V43H124V40ZM249 39V40H248ZM160 40V41H159ZM163 40V41H162ZM206 40V39H205ZM222 40V41H221ZM246 40H248V42L246 41ZM3 40L1 39L0 40V43H2V44H0V48H2L3 46V50L4 51H6L7 52V50L9 49H7V47H8V43H6V44H4L5 42L3 41ZM41 41V40H40ZM39 41V42H40ZM41 41V42H42ZM48 42L47 44H46V42ZM88 41L89 43H86V42ZM111 41V42H110ZM131 41H132V43H131ZM158 41V43H156ZM195 41V40H194ZM253 41V42H252ZM82 42V43H81ZM113 42V43H112ZM224 42V41H223ZM251 42V43H250ZM86 43V44H85ZM103 43V44H104ZM216 43H217V40H216ZM244 44V46L242 45V44ZM248 43V44H247ZM46 44V45H45ZM82 44V45H81ZM253 44H255V45H253ZM7 45V46H6ZM113 45V46H114ZM247 45V46H246ZM250 45H251V47L252 48H250ZM109 46L106 48V50L109 48ZM130 48H129V47ZM164 46V47H163ZM241 46H243L242 48H241ZM254 46V47H253ZM260 46V47H259ZM115 47V48H116ZM122 47V48H121ZM119 48L120 49H124V52L122 51V50H119ZM243 48H244V50H243ZM248 48V49H247ZM250 48V49H249ZM7 49V50H6ZM73 49V50H72ZM255 49V50H254ZM257 49V50H256ZM31 50V49H30ZM116 50H117V54H116ZM166 50V49H165ZM250 50V51H249ZM251 50H252V52H251ZM259 50V51H258ZM4 51H2V52H4ZM27 51V53H28V49L26 50ZM26 51L24 50V51H22V60H20V56H21V54H20V56H18V57H16V61L18 60H20V61H24V58H27V56H29L27 53H26ZM249 54L250 53V55L249 56H247L248 54H246V52ZM254 51H255V53H256V55L254 54ZM6 52H4V53H6ZM25 52V53H24ZM36 52V53H35ZM40 52V53H39ZM58 52V53H57ZM59 52H64L63 54L62 53H60L61 54V56H64V54H66L65 56L66 57H68V56H70V55H76V56H74V57H72V56H70V57H72V58H69V60L68 59H66L65 58V60H67V64L65 63L64 64V62L62 63V64H64L65 65V67L66 68H64L65 70L64 71H62V73L63 72H66L67 70L69 71V73L71 74V75H67L66 73H63V74H65V75H63V76H65L64 78L61 76V74L62 73H56L55 71L58 69V71L60 70L59 69V67H57V65H56V63L58 62V63H60V66L62 65L61 64V60H60V58H58L59 57ZM120 52V53H119ZM164 52V51H163ZM162 52V53H163ZM243 55H242V54ZM252 53H253V55H255L254 57L252 56ZM24 54V55H23ZM25 54H27V56L25 57ZM32 54L33 55H35L36 57H38V58H36L35 59V57H34V59H33V56H32ZM39 54V55H38ZM56 54H58L57 56H56V58H55V55ZM203 54H205L204 52H203ZM120 55V56H119ZM124 55H125V57H124ZM108 56V57H107ZM252 56V57H251ZM104 57V58H105ZM128 57V58H127ZM201 57V58H200ZM221 59H220V58ZM17 58H19V59H17ZM41 58V59H40ZM57 60H60V61H58L57 60V62L55 63V66L53 65L54 64V62H53V60L55 61V59ZM120 58H121V60H120ZM206 58V59H207ZM214 58H215V60H214ZM217 58V59H216ZM246 58H248V59H246ZM51 59V60H50ZM87 59H89V57L87 58ZM145 59H148L147 61L145 60ZM213 59V60H212ZM218 59H220L221 60V62H220V60H218ZM241 59V60H240ZM120 60V61H119ZM150 60H151V62H150ZM192 60V59H191ZM193 60H194V58H193ZM227 60V61H226ZM244 60L247 62V64L245 65V63H244ZM259 60H261V61H259ZM2 61H4V60H2ZM47 61H51V62H53V63H47L46 64V62ZM64 61V60H63ZM104 61H105V59H104ZM113 61V62H112ZM119 63H118V62ZM140 61V62H139ZM146 61V63L148 62V63H151V64H153V65H149L150 67H148V69H146L145 68V66L146 65H143V64H145L144 62ZM189 61V60H188ZM188 61H186L187 63H189ZM207 61V60H206ZM225 61V62H224ZM235 61V62H234ZM44 62H45V64H44ZM89 62V61H88ZM126 62V63H125ZM157 62H159L158 64L160 65V66H158L159 68H155V65H157L156 63ZM257 64H255V63ZM262 63V64H260V63ZM111 63V64H110ZM128 63V64H127ZM137 63H139L138 64V66H137ZM187 63H185V64H183L184 66L187 64ZM192 63H194V62H192ZM221 63H223V64H221ZM4 64V63H3ZM2 64V66H6L7 67V60H5V64L3 65ZM22 64H24V63H22ZM37 64H40V65H38V67L40 68L41 67V69L39 70V68H37ZM122 64V65H121ZM125 64V65H124ZM203 64V65H202ZM215 64V65H214ZM249 64V65H248ZM250 64H252L251 66H250ZM25 66L27 65V68H28V63L27 64H24ZM24 65H21V66H23V68H24ZM35 65V66H34ZM43 65V66H42ZM45 65H47V67L45 66ZM51 65H53L54 66V68L53 67H51ZM63 65V66H64ZM113 65H115V66H113ZM126 66V67H124V66ZM183 65H181L182 67H183ZM190 65H191V63H190ZM189 64L187 65L188 67L190 66ZM198 65H200L199 67H197ZM208 65V66H207ZM209 65H210V67H209ZM218 65L220 66L219 67V69H218ZM255 65V66H254ZM1 66V68H4V67H2ZM20 66V65H19ZM20 66V67H21ZM33 66V67H32ZM59 66V65H58ZM140 66V67H139ZM143 66V68L144 69H146L147 71H148V74H147V72H145L147 75H149V74H152V73H149L152 69H151V67H154L155 68V70L153 69L151 72H154L155 71V73H157V72H159V69H160V71L161 72H159L160 74H161V76H162V80H160V81H162V82H160V84H162V85H160L159 84V80L157 81V83H156V85L157 84H159L158 86H169L168 85V81H170L171 83H170V88L168 89L169 91H171L172 89L171 88H173L172 87V81L171 80H176L177 79V76H171V73H178V74H180V75H184V74H186V73H184V74H181V73H183V72H181V71H183L184 69H187L188 70V73L189 74H186V75H188V76H186V77H188V79L190 80L189 81V83H186L187 84V88L188 89H186V90H189V88H190V90H189V93H192V90H193V93H194V95L196 96L197 95V93H198V95L199 96H201L202 97V95L204 96H206V93H205V89H208V91L211 89V87H210V85H206L205 86V84H211V82H213V86H214V88L213 89H215V88H217L218 86L217 85H219V83L221 84V82L224 84V86H225V84L226 83H224L225 81L226 82H228V83H230V84H228V85H226L225 87H227L228 86V88L227 89H229V87L230 86H232L233 88L234 87H236L237 85L235 84V83H238V85L239 84H241L240 86H239V89L238 90H240V91H242L243 93H241L240 91H238L237 93H236V90H232L233 88H231V90L229 89V90H226V89H223V92H222V88H225V87H223V84L221 85V89H220V85H219V87H218V89H216L215 90V92H219V90H220V92L221 93H223V94H225V95H220V96H222V97H224V98H222V99H224L225 101H224V104L222 105V115H225V117L224 116H222V115H220V110H221V108H220V110L218 111L215 107V111H213V109L211 110V109H208V106H209V104H208V102H210V104L212 105V106H214L212 103H215V101H214V99H213V101L214 102H212V100H210V97H211V99H212V96L214 97L215 96V94H217V95H219V94H221V93H215L214 91H213V89H211V91H213V92H211V94H213V95H211L210 94V92H208L207 90V94L209 95H207L206 96V99H205V103L207 104H205L204 102H203V97L201 98H199V99H201L202 100V102L201 103H203L204 105H205V108H204V105L203 104H201V103H198V102H200L198 99H196V100H193V99H195V96L193 95V93L191 94L192 95V98L193 99H190L189 100V97L188 96H190V95H186V94H188V93H185V92H183V91H185V90H182V92L183 93H181V92H179L180 94H182L183 96L182 97H184L185 98V100H187V101H191V103H192V107H196V108H194V110L193 109H187V108H185V107H183V108H185V109H180L179 108V106L182 104V102L180 103L179 101V103L177 102V100H178V98H177V96H181V95H177V93L176 92H174V91H171L172 93L171 94H174V96H173V99H174V97H175V101L177 102V104H179V106H177L178 107V109L180 110V111H183V112H180V111H177V112H180V113H182V114H180V115H178L177 114V112H176V110H177V108H176V104H173L174 105V108H173V105L171 106V103L172 102H174V101H172L173 99H171V97H170V102L167 104V103H165L166 101L168 102L169 100H167V96H171V95H169L170 93H167V91L165 92V91H163V92H165V94H167V96L165 97L164 96V94H163V96L161 95V93H162V89L160 88L159 89V87H155L154 86V89L153 88H149V91H147V93L146 92H144V90L146 91V89H148V87H149V85H152V83L153 82H151L150 84H149V82L150 81H156V78H154V79H152V80H150L149 78L151 77V76H149V77H147L146 79L148 80V81H145L146 79H143V78H145L147 75L146 74H143V75H146L145 77H142V79L144 80V82L143 83H141V84H145L146 82V84L148 85V87H147V85H144V86H146V87H143V86H141V87H143L144 89H143V92L144 93H142V90H141V92L139 91V89H142L141 87H139V89L138 90H133V91H131V89L133 88V86H135L134 84H136V86H138V85H140L139 83V81H142L141 80V78H140V75H138V74H140V73H143L142 71H140L139 70V68H141ZM148 66V65H147ZM165 66H168V68L167 67H165ZM5 67V68H6ZM57 67V68H56ZM98 67H103L102 69H98ZM110 69H109V68ZM111 67H115V68H111ZM174 67V66H173ZM190 67H192V66H190ZM211 67H212V69H211ZM216 67V68H215ZM262 67V68H261ZM19 68V67H18ZM18 68H15V69H12V71L14 72H12L11 70H8V68H6V71L4 70H0V72H1V74H0V76L2 75V73L4 74V79L6 80V77L8 78V77H12L13 78V80H11L12 78H8V79H10V81L13 83H15L16 82V84H14L13 83V85H11V83L9 82V81H7L6 83L4 82L3 84L4 85H1L0 86V88L2 87V89H4L6 92L4 93L3 91L4 90H2V89H0L1 91H0V110H2L3 111V109L4 108H1V107H5V110L7 109V106H9L10 105V101H8L9 99H8V95H12L11 93H14V95H16V96H18L17 94H19L20 95V97L18 96V97H11L12 99H14V100H12V99H10L12 102L13 101H16V104H19V103H17V101H19L18 99H21V97H23L24 99H22L23 100V102H24V100H26V98H28L27 96L28 95H26L27 94V87H25L26 85L25 84H22V85H20L19 84V82L21 81H19L18 80V78H20V79H22L21 78V73L22 72H24L25 70H26V67L22 70V68H21V70L20 69H18ZM30 68V69H31ZM55 68H56V70H55ZM60 68H62V67H60ZM70 68V69H69ZM124 68V69H123ZM136 68L139 70V73H137V71H136ZM142 68V70L143 71H145L144 69ZM149 68L151 69V70H149ZM203 68V69H202ZM208 68V69H207ZM222 68V70L220 71V69ZM229 68V69H228ZM232 68V67H231ZM255 68V70H256V72H252V71H255V70H253ZM258 70H257V69ZM18 69V70H17ZM32 69H31V71H32ZM44 69H45V71H44ZM49 69V70H48ZM63 69V68H62ZM163 69V70H162ZM216 69V70H215ZM247 69H249V70H247ZM7 70L8 71H10V72H8V73H10V74H8L7 73ZM39 70V71H38ZM54 70V71H53ZM106 70L108 71V72H106ZM112 70V71H111ZM118 70V71H117ZM197 70V71H196ZM224 70H226V72L224 71ZM252 70V71H251ZM36 71V72H35ZM38 71V72H37ZM40 71H42V72H40ZM101 71V72H100ZM114 71V72H113ZM126 71H128V72H126ZM172 71V72H171ZM194 71V72H193ZM201 71V72H200ZM208 73H207V72ZM216 73H215V72ZM217 71H218V74H220V79H221V76H222V74L225 76H222V79H224V80H222L221 79V81H220V79H219V76H217L216 78L218 79V81H220L219 83H218V81H217V83L215 82V81H213V75H216L217 74ZM220 71V72H219ZM247 71V72H246ZM45 72V73H44ZM60 72V71H59ZM111 72H112V74H111ZM120 72V73H119ZM126 74H125V73ZM185 72H186V70H185ZM202 74L203 72V75L201 76V74ZM210 72H213V73H210ZM223 72V73H222ZM236 73V74H234V73ZM240 73V74H238V73ZM260 72H261V74H260ZM19 73V74H18ZM80 73V72H79ZM87 73V74H88ZM154 73V74H155ZM200 75H199V74ZM232 74V75H230V74ZM251 73V74H250ZM253 73V74H252ZM57 74H58V76L60 75V81H58V76H57ZM88 74V75H89ZM109 74H110V76H109ZM154 74H152V76L154 77ZM196 74V75H195ZM204 74H206V75H204ZM210 74H213V75H210ZM217 74V75H218ZM228 74V75H227ZM250 74V75H249ZM255 74V75H254ZM12 75V76H11ZM69 76L68 78H70L69 80H73V82H71V84H73V83H75L74 81H76V83H79V82H83V84L85 85H87L90 81V85L87 87L86 85L85 86H83V84L81 85V83L80 84H78V85H76V91H74V92H78L77 90H79V91H81V92H79V93H81L78 97H81V95H85L84 97H83V99L81 100L82 102H80V100L79 99H81V98H79L78 99V97H77V94L78 93H76V96H75V93L73 94L72 93V91H73V89H72V86L69 84L70 83V81H68V78H66L67 76ZM82 75V76H81ZM113 75V76H112ZM180 75L178 76L179 78H178V80L180 81V79H181V77H183V76H181L180 77ZM194 75L196 76V77H194ZM208 75V76H207ZM237 75V76H236ZM239 75V76H238ZM241 75V76H240ZM244 75H245V77H244ZM250 77H249V76ZM257 75V76H256ZM90 76V75H89ZM197 76H198V78H199V80H200V83L201 82H203V80L201 81V78L203 77V79H205V77H206V79L210 82V83H208V82H205L206 81V79H205V81L202 83V85L204 84V87H202V85L200 86V85H198L199 84V80L197 79V80H195V78H197ZM210 76V78L208 79V77ZM248 76V77H247ZM255 76V77H254ZM62 77V78H61ZM87 77V76H86ZM91 77V76H90ZM108 77V78H107ZM125 77V78H124ZM157 77V76H156ZM159 77L160 76H158L157 77V79H159ZM169 77V78H168ZM171 77H176V78H173V79H171ZM224 77V78H223ZM228 77V78H227ZM230 77V78H229ZM238 77H241V81H240V78H238ZM253 77V78H252ZM1 79H2V77H0ZM92 78V77H91ZM123 78H124V80H123ZM129 78V79H128ZM133 78V79H132ZM152 78V77H151ZM167 80V79H169L168 81H166L165 79ZM216 78H214V80L216 79ZM245 78H246V80H245ZM4 79H2V80H4ZM55 79H57V84H55L56 83V80ZM140 79V80H139ZM161 79V78H160ZM171 79V80H170ZM216 79V80H217ZM227 79H230V80H228L227 81ZM233 79H235V80H233ZM242 79H244V80H242ZM4 80V81H5ZM55 80V83H53V81ZM61 80H64V81H61ZM80 80V81H79ZM82 80V81H81ZM86 80H88V83H87V81ZM130 82H128V81ZM175 80L173 81V83H175ZM182 80V82H183V80H185L184 82H186L187 80L185 79V78H182L181 79ZM237 80V81H236ZM1 81V80H0ZM19 81V82H18ZM95 81V82H94ZM134 81V82H133ZM244 81V82H243ZM247 81V82H246ZM250 81V83H248ZM9 82V83H8ZM128 82V83H127ZM176 82H177V80H176ZM181 82V81H180ZM179 82V84H181ZM188 82V81H187ZM214 82H215V85H214ZM241 82V83H240ZM253 82V83H252ZM261 82V83H260ZM75 83V84H76ZM117 83H119V84H117ZM123 83H125V84H123ZM134 83V84H133ZM178 83V82H177ZM242 83H244V84H242ZM247 83H248V85H247ZM53 84H55L54 86H53ZM74 84V85H75ZM123 84V85H122ZM138 84V85H137ZM176 84V83H175ZM183 84H185V83H183ZM182 84V85H183ZM185 84V85H186ZM189 84V85H188ZM233 84H235V85H233ZM251 84V85H250ZM8 85V86H7ZM21 87H20V86ZM39 85V86H38ZM37 86L38 87H41L42 85H40V84H38ZM53 87H52V86ZM116 85V86H115ZM119 85V86H118ZM126 86L125 88L124 87H122V86ZM130 85H133V86H130ZM174 85V84H173ZM185 85H183V86H185ZM194 85V86H193ZM198 85V86H197ZM212 85V84H211ZM246 85V86H245ZM259 85V86H258ZM18 86V87H17ZM30 86H32V84L30 85ZM44 86H42V88H45ZM71 86V87H70ZM122 88H121V87ZM130 86V89L129 88H127V87H129ZM175 86V85H174ZM177 86V85H176ZM183 86L182 87H180L181 89L183 88ZM202 87L203 89L202 90H200L201 88L200 87ZM212 86V87H213ZM23 87H25V89L26 90H24V91H27V92H25L24 93V91H23ZM49 87H51L50 89H49ZM81 87V88H80ZM85 87H86V89H85ZM120 87V88H119ZM132 87V88H131ZM153 87V86H152ZM185 87V88H186ZM198 87L200 88V89H198ZM242 87V90L240 89ZM257 87V88H256ZM259 87V88H258ZM261 87V88H260ZM18 88H22V89H20V90H22V91H19V89ZM41 88V89H42ZM123 88L124 89H126V90H128V91H130V93H131V96H132V94H134L135 93V96L133 95L132 97L133 98H129L131 101H130V103H128L129 101H128V99H126V98H128V97H130V93H128V91L126 92L125 90V92L123 91ZM135 89H137V87H134ZM165 88V87H164ZM168 88V87H167ZM167 88H165V89H163V90H166ZM179 88V89H180ZM237 88V87H236ZM235 88V89H236ZM243 88H245V89H243ZM119 89H122V94L123 95H121V91L119 90ZM151 89H153V90H151ZM175 89V88H174ZM179 89H177V91H179ZM198 89V90H197ZM248 89V90H247ZM250 89V90H249ZM258 89L262 92H259L258 91ZM95 90V91H94ZM152 92H151V91ZM176 90V89H175ZM224 90L228 93V91L230 92H232L231 94L230 93H228V94H226V92H224ZM61 91H63L64 92V101H62V98H61V100H60V97H61V95L63 96V93L62 94H60L61 93ZM83 91V92H82ZM114 91H115V93H114ZM118 91H120V92H118ZM136 91V92H135ZM198 91H200L201 92V94L198 92ZM203 91H204V93H203ZM244 91H247V92H253V94L251 93H245ZM66 92H69V93H72L71 95H69V96H67V93ZM85 92V93H84ZM91 92V93H90ZM149 92H151V93H149ZM187 92V91H186ZM3 93V94H2ZM17 93V94H16ZM54 93V92H53ZM94 93V94H93ZM95 93H96V95H95ZM111 93L113 94V95H111ZM139 93V94H138ZM140 93H142V94H140ZM176 93V94H175ZM244 93L246 94V95H248V96H246V95H244ZM261 93V94H260ZM7 94V95H6ZM59 94H60V96H59ZM66 94V95H65ZM93 94V95H92ZM118 94H119V96L121 95V98H124L125 97V95H128L129 94V96H127V97H125V99L128 101H125V102H122V99H121V101H120V97L118 96ZM125 94V95H124ZM154 94H156V95H161V96H158L159 98H157ZM231 96H230V95ZM240 94H241V96H240ZM255 94V95H254ZM4 97H3V96ZM88 95V96H87ZM95 95V96H94ZM234 95H236V96H234ZM13 96V95H12ZM66 96L68 97L67 99H66ZM75 98H74V97ZM87 96V97H86ZM112 96L114 97V98H112ZM117 96V97H116ZM137 96H139V97H137ZM148 96V95H147ZM199 96H196L197 98L199 97ZM220 96H216L217 97V100H219L220 101V99L218 98V97H220ZM234 96V97H233ZM238 96H239V99H238ZM250 96V97H249ZM252 96V97H251ZM85 97H86V100H85ZM90 99H89V98ZM106 97V98H105ZM119 97V98H118ZM134 97L137 99V102H139V105L137 104V102H135L134 100ZM182 97H179V98H182ZM191 97V96H190ZM242 99H241V98ZM248 97V99H246ZM260 97H261V99H260ZM4 98H5V101H4ZM6 98H7V101H6ZM18 98V99H17ZM77 98V99H76ZM109 98V99H108ZM112 98V99H111ZM140 98H142V99H140ZM145 98V97H144ZM150 98V97H149ZM184 98H183V101H184ZM187 98V99H186ZM205 98V97H204ZM215 98V97H214ZM236 98V99H235ZM16 99V100H15ZM59 99V100H58ZM66 99V100H65ZM104 99H105V101H104ZM108 99V100H107ZM110 99H111V101H110ZM117 99V100H116ZM138 99H140V101H138ZM148 99V98H147ZM221 99V101H222V103H223V100ZM240 99H241V102H240ZM244 99H246V100H244ZM252 99H253V101L254 100H257V101H252ZM69 100V101H68ZM70 100H72V101H70ZM142 100V101H141ZM215 100H216V98H215ZM239 100V101H238ZM65 101H66V104H65ZM84 101V102H83ZM124 101V100H123ZM165 101V102H164ZM219 101H216V103L218 102L219 103ZM228 101V102H227ZM246 101V102H245ZM260 101V102H259ZM3 102V103H2ZM10 102V103H9ZM20 103L22 102L21 100L19 101ZM70 102H72V103H74V105L72 104V106L70 105L71 103ZM150 102H151V106H150ZM176 102H174V103H176ZM189 102H187V103H189ZM197 102V103H196ZM225 102L227 103V104H225ZM232 102V103H231ZM107 103H108V108H107ZM118 103V104H117ZM132 103H134V104H136L135 106H134V104L133 105H129V104H132ZM191 103H189L190 105H191ZM198 104V105H200L199 107H197L196 106V104ZM217 103V106L216 107H218L219 106V104L221 103H219L218 104ZM239 103L240 104H245V106H246V108L245 107H241V105H240V107H238L239 106ZM246 103H247V105H246ZM249 103H251V104H249ZM258 103H259V105H258ZM6 104V105H5ZM13 105H15V102L14 103H12ZM12 104L10 105V108H11V106H12ZM104 104V105H103ZM116 104V105H115ZM119 104H120V106H119ZM124 104L126 105V107L124 106ZM170 104V105H169ZM189 104L187 105L186 103H185V105L186 106H189ZM228 104H230L229 106H228ZM231 104H232V106H231ZM244 104L242 105V106H244ZM254 104V105H253ZM262 104V105H261ZM23 105H24V103H23ZM104 107H103V106ZM144 105V104H143ZM182 105H184V104H182ZM203 105V106H202ZM18 106V108H20V106L19 105H17ZM17 106H13L14 108H16ZM85 106V107H84ZM221 106V105H220ZM228 107L229 108V111H228V108H225V107ZM249 106H251V107H249ZM255 106V109L253 108ZM12 107V108H13ZM104 109H103V108ZM110 107V108H109ZM112 107V108H111ZM118 107V108H117ZM121 107H124L125 108V110L127 109H130V111L128 110V113H127V111H125L126 112V118L128 119L129 118V116L131 115L130 113H132V115H131V117H130V119H131V121H133L134 122V125H133V123H127V122H130V119L126 122L125 121V115L123 116V114L125 113H123V109L124 108H122V110L120 111V108ZM146 107V106H145ZM144 107V108H145ZM148 107H147V109H148ZM157 107V106H156ZM181 108H182V106H180ZM206 107H207V109H206ZM210 108H213V107H211V106H209ZM260 107V108H259ZM116 108V109H115ZM157 108H159V107H157ZM156 108V109H157ZM219 108V107H218ZM225 108V109H224ZM243 108V109H242ZM246 110H245V109ZM249 108V109H248ZM251 108V109H250ZM262 108V109H261ZM73 109V110H72ZM135 109H133V110H135ZM151 109V108H150ZM149 109V110H150ZM163 109H164V111H163ZM167 109V110H166ZM247 109L251 112V113H248V112H246L247 111ZM253 109V110H252ZM5 110L3 111V113L5 112ZM72 110V111H71ZM106 111V113H104L103 111ZM115 111V113H114V111ZM120 111V113H119V111ZM149 110H147V111H149ZM153 110H155V109H153ZM168 110H171V112L172 113H170V112H168ZM190 110H193V111H195V112H193V111H190ZM202 110V111H201ZM212 112H211V111ZM239 110H240V113H239ZM243 110H245V111H243ZM260 110V111H259ZM7 112H9V114H10V111H11V109L9 110V109H7L6 110ZM89 111V112H88ZM113 111V112H112ZM219 113H218V112ZM234 111V112H233ZM13 112V111H12ZM104 114H103V113ZM117 112V113H116ZM123 114H122V113ZM139 112V111H138ZM154 113H155V111H153ZM162 112H164V113H162ZM166 112H168V113H170V115H171V121H170V115L169 114H166ZM193 112V113H192ZM198 112V113H197ZM224 112H226V113H224ZM246 112V113H245ZM252 112H255V114L254 113H252ZM258 112V113H257ZM260 112V113H259ZM262 112V113H261ZM1 113V112H0ZM77 113V114H76ZM110 113H112V114H110ZM114 113V114H113ZM120 115H119V114ZM154 113H152V112H150V114L152 115V114H154ZM189 113H191L190 114V116H189ZM229 113H231L230 115H232L231 117H230V115H229ZM5 114L6 115H8L9 116V114H7L6 112H5ZM5 114H0L1 116V118H4V120H5V118H6V116L5 117H3V115H5ZM13 113H11V115H12ZM117 114V115H116ZM127 114H128V117H127ZM148 114V113H147ZM147 114L145 115V116H147ZM217 114V115H216ZM243 114V115H242ZM86 115V116H85ZM88 115V116H87ZM112 115V116H111ZM122 115V117H120ZM134 115V116H133ZM149 115V114H148ZM150 115V116H151ZM162 115L164 116V117H162ZM193 115V116H192ZM214 115H216V116H214ZM229 116V117H227V119H226V116ZM236 115V116H235ZM239 115V116H238ZM257 115V116H256ZM91 116V118L90 119H92V120H89V117ZM111 116V117H110ZM155 116V115H154ZM154 116H151L152 118H150V119H154V120H156L157 119V117H156V119H155V117ZM160 116V117H159ZM178 116H181L180 118L183 120V122H182V120L181 119H179V117ZM184 116V117H183ZM208 116H209V118H208ZM214 116V117H213ZM219 116V117H218ZM221 116V117H220ZM243 118H242V117ZM254 116H256V117H254ZM72 117V118H71ZM113 117V118H112ZM119 117L120 118H123L124 117V119H122L123 121H121V123L123 122V123H127L126 125H127V127L129 126V128H126V127H122V126H120L121 125V123H120V121H118V119H119ZM148 117V116H147ZM154 117V118H153ZM185 117H186V119H185ZM211 117V118H210ZM223 117H224V120L225 121H223ZM234 117V118H233ZM235 117H237V118H235ZM240 117V118H239ZM246 117V118H245ZM260 117H262V118H260ZM1 118H0V132H1V130L3 129V127L2 126H4V129L3 130H7V128H5V126L6 127H11L10 125H11V123L12 122H10V118H11V116H9V120H6L7 122H3L2 120H1ZM75 119V122H74V119ZM81 118V119H80ZM85 118V119H84ZM96 118V119H95ZM111 118V119H110ZM135 118V119H134ZM145 118V117H144ZM161 118H163V119H165V120H162V121H159V119H161ZM218 118H219V120H218ZM230 118V119H229ZM232 118V119H231ZM257 118V119H256ZM7 119V118H6ZM95 119V120H94ZM173 119V120H172ZM181 120V122L182 123H184V121H186L187 122V124H189V126L187 125V127L185 128V126L186 125H184V124H186V122L184 123V124H182V125H184V127H183V129H182V127L181 128H179L178 127V129H176V130H178L177 132H174V131H176V130H174L175 128L174 127H177V126H175V125H172V121L174 122V124H176L175 122H177V120ZM212 119V120H211ZM215 119H216V121H219V122H216L215 121ZM229 119V120H228ZM262 119V120H261ZM112 120V121H111ZM116 120V121H115ZM142 120H143V118H142ZM149 120V119H148ZM147 120V121H148ZM154 120H152V121H154ZM174 120H176V121H174ZM188 120V121H187ZM189 120H192V121H189ZM197 120V121H196ZM203 121V123H202V121ZM220 120H222V122L220 121ZM228 120V121H227ZM230 120H232V121H230ZM257 120H259V121H257ZM12 121V120H11ZM84 121V122H83ZM94 121V122H93ZM97 121V122H96ZM115 121V122H114ZM145 121V120H144ZM163 121H166L167 122V124H169L168 125V130L166 129V127H164V125H162V124H164L163 123ZM196 121V122H195ZM250 121V122H249ZM252 121H253V123H254V121H255V123L253 124L252 123ZM8 122H10V124L8 123ZM94 124H93V123ZM161 122V123H160ZM189 122V123H188ZM208 122H210V123H208ZM212 122H214V123H212ZM227 123V125H226V123ZM240 122H241V125H240ZM3 123V124H2ZM8 123V124H7ZM118 124V125H114V124ZM150 123V122H149ZM194 123V124H193ZM215 123L217 124L216 125V127L217 128H219L218 130L220 131H218L217 129H216V127H215ZM262 123V124H261ZM80 124V125H79ZM112 124V125H111ZM124 124V125H125ZM129 124V125H128ZM179 124H181V123H179ZM190 124H191V126H190ZM206 124V125H205ZM224 124L226 125V126H224ZM232 125L231 127H230V125ZM237 125V126H235V125ZM246 124V125H245ZM248 124H250V126L248 125ZM256 124V125H255ZM8 125V126H7ZM131 125V126H130ZM145 126L144 128H143V130H142V127L140 128V126ZM160 126V128H161V130H159V127L158 126ZM176 125H178V124H176ZM220 125V126H219ZM249 127H248V126ZM261 127H260V126ZM113 126H120L121 127V130H123L122 128H124V130H123V132L122 131H120L119 130V128L117 127V129L121 132V136H122V133L124 134V136L127 138H125L124 136H122V137H124V139L122 140V137L120 138V134L119 135H117L118 133H119V131H118V133H116L115 134V139L116 138H118V136H119V138L121 139H117V141H116V143H120L121 145L122 144H127L128 146H126V147H123V146H125V145H123L121 148H124V151H122V149L120 148V150H119V152L120 151H122V154L124 153V152H126V150H127V152H126V154H123V155H125V156H123L121 153L119 154L118 153V147H117V149L115 148V145L112 147V145H111V147L113 148V151H112V148L111 149H109L110 148V145L109 146H107V142L108 141H106V140H109L106 136H108L107 134H109V132H111V130L113 131L114 129H113ZM133 126V127H132ZM154 126H151V127H154ZM162 126H163V128H162ZM166 126V125H165ZM174 126V127H173ZM229 126V127H228ZM242 126V127H241ZM247 126V127H246ZM257 126V127H256ZM259 126V127H258ZM94 127V128H93ZM108 127H110V130H108L109 128ZM130 127H132V129L130 128ZM227 127V128H226ZM252 127H253V130H251L252 129ZM112 128V129H111ZM147 128V127H146ZM171 128V129H170ZM220 128H221V130H223V133H222V131L220 130ZM222 128H226V131H227V133H225V130L224 129H222ZM244 128V129H243ZM256 130H255V129ZM10 129V128H9ZM76 129V130H75ZM126 129V130H125ZM179 129H181V131L179 130ZM232 129H234V130H232ZM239 129V130H238ZM246 129V130H245ZM3 130H2V133H3ZM11 130V129H10ZM72 130H74V131H72ZM151 131H153L154 130V128L153 129H150ZM172 130H174V131H172ZM182 130L185 132V131H191L192 130V132H185V133H187V134H184V132H182ZM228 130H229V132H228ZM248 130V131H247ZM259 130V131H258ZM262 131V133L260 134V132ZM8 131V130H7ZM102 131V132H101ZM107 131H108V133H107ZM171 131V132H170ZM196 131H198V132H196ZM205 131H206V134H205ZM217 131H218V133H217ZM236 131H237V133H236ZM10 132V131H9ZM101 132V133H100ZM132 132V131H131ZM156 132V131H155ZM244 132H246V133H244ZM256 132H257V134H256ZM2 133H0V139H2V141L0 140V180H1V177H2V180L4 181V180H8L9 181V183L11 184V186H13V188L15 187V189H20V188H22L21 186H20V180H19V178H18V176H16L14 173L12 174V170H13V168L16 166V165H20L21 163H20V161L22 162V156H20V157H18V158H16L15 160L13 159V158H11L10 157V159L8 158V156H9V154H10V156H12L11 155V152L8 154V152H9V150H10V145L8 146L7 144V146L8 147H10V148H6V146H5V141H7L8 142V138H10L9 136H8V138L6 137V135H8L9 133H6L5 135H2ZM72 133V134H71ZM89 133V134H88ZM90 133H91V135H90ZM134 134H135V132H133ZM151 133V132H150ZM149 133V134H150ZM153 133V132H152ZM165 133V134H166ZM177 133V134H176ZM191 133V135H189ZM210 133H212V134H210ZM216 133V134H215ZM233 133V134H232ZM236 133V134H235ZM4 134V133H3ZM100 134V135H99ZM101 134H102V136H101ZM145 134H146V132H145ZM145 134L143 135L144 137H145ZM148 134V133H147ZM147 134H146V139H148L147 137H149V136H147ZM157 134V133H156ZM155 133H153V135H156ZM174 134V135H173ZM177 136H176V135ZM231 134V135H230ZM240 134V135H239ZM255 134V135H254ZM2 135V136H1ZM70 135H72V136H70ZM88 135H90L91 137L89 138H87V136ZM106 135V136H105ZM136 135V134H135ZM134 135V136H135ZM173 135V136H172ZM185 135V136H184ZM198 135H199V138H198ZM211 135V136H210ZM213 135V136H212ZM220 135H222V136H220ZM223 135H225L226 136V141H227V143H226V141H225V137L223 136ZM239 135V136H238ZM246 136L245 138H244V136ZM257 135V136H256ZM5 136V137H4ZM83 136V137H82ZM117 136V137H116ZM132 136V137H131ZM142 136V137H143ZM158 136V135H157ZM172 136V138H171V140L169 139L170 137ZM184 137V139H183V137ZM210 136V137H209ZM231 136V137H230ZM232 136L235 138H232ZM241 136H242V139H241ZM249 136V137H248ZM251 136V137H250ZM78 137V138H77ZM98 137V138H97ZM142 137H140V138H142ZM153 137H155V136H153ZM173 137H174V139L176 140V142H177V144H179L178 143V141H182L180 144H191V145H189V147H188V149H185L186 147H187V145L185 146V147H183L184 145H177L176 144V142H175V140L173 139ZM179 137V138H178ZM186 137H189V138H192V139H189L190 141H188V139L186 138ZM203 137V138H202ZM222 137V138H221ZM254 137V138H253ZM256 137H257V140H256ZM259 137V138H258ZM79 138H81L80 139V141H79ZM87 138V139H86ZM157 138L158 137H156V140H157ZM181 138V139H180ZM212 138V139H211ZM218 138V139H217ZM240 138V139H239ZM6 139V140H5ZM10 139H12V137L10 138ZM84 139V140H83ZM88 139H90L88 142H86ZM97 139V140H96ZM99 139V140H98ZM100 139H102V140H100ZM168 139V140H167ZM173 139V140H172ZM179 139V140H178ZM183 139V140H182ZM187 139V140H186ZM197 139L199 140V142H195V141H197ZM223 139V140H222ZM230 139V140H229ZM251 139V140H250ZM259 139H261V140H259ZM13 140V139H12ZM125 140H126V142H125ZM133 140V141H132ZM142 140H144V138L142 139ZM208 140V141H207ZM211 140V141H210ZM232 140H233V142H232ZM250 140V141H249ZM10 141V140H9ZM82 141H84V143L82 142ZM140 141V140H139ZM145 141V140H144ZM144 141H142V142H144ZM151 142H152V144H153V142L155 143V140H150ZM159 141V142H160ZM168 141H172V143H169ZM183 141H188L187 143H185V142H183ZM192 141V142H191ZM214 141V142H213ZM219 141H221V142H219ZM223 141H225V142H223ZM235 141H237V142H235ZM245 141V142H244ZM257 141V142H256ZM11 142V141H10ZM85 142L86 143H89V146H90V149L88 148V146H87V144H85ZM156 142H158V140L156 141ZM167 142H168V144H169V146H172V145H174V147H175V145H177L178 146V148H177V146L175 147V149H174V151H173V146L172 147H169L168 146V144H167ZM191 142V143H190ZM200 142L201 143H203L202 145L200 144ZM205 142V143H204ZM230 142V143H229ZM249 142H252L251 144L249 143ZM2 143H3V145H2ZM12 143V142H11ZM82 143V144H81ZM196 143H197V145H196ZM245 143V144H244ZM258 143V144H257ZM9 144V143H8ZM106 144V147L104 146ZM117 144V146H119ZM144 144V143H143ZM142 144V145H143ZM152 144H150L151 146H153ZM199 144V145H198ZM205 144H206V146H205ZM231 144V145H230ZM235 144V145H234ZM256 144V146H254V145ZM130 145V146H129ZM141 145V146H142ZM149 145V146H150ZM201 145V146H200ZM217 145V146H216ZM239 146V147H237V146ZM244 145V146H243ZM247 145V146H246ZM261 145H262V148H261ZM79 146H81V148H79ZM84 146L86 147V148H88L87 150H86V148L84 149ZM101 146V147H100ZM140 146V145H139ZM138 146V147H139ZM167 146H168V149H167ZM227 146V147H226ZM235 146V147H234ZM103 147V149H101ZM131 147V148H130ZM135 148V150H133L132 148ZM204 147V148H203ZM244 149H243V148ZM247 147V148H246ZM255 147V148H254ZM259 147V148H258ZM96 148H97V150H96ZM105 148L106 149H109L110 150V153H111V151H112V154L113 155H110V153H109V151H108V153L107 154H104V156L106 155H110V157L108 158V157H104V156H102V155H100V154H102L103 153V150H104V152H105ZM153 148V149H152ZM165 148L167 149V150H165ZM198 148V149H197ZM214 148V149H213ZM1 149H2V151H3V154H2V151H1ZM84 149V150H83ZM101 149V150H100ZM160 149H162V150H160ZM203 149V150H202ZM235 149V150H234ZM246 149V150H245ZM248 149V150H247ZM80 150H83L82 152H79L78 153V151H80ZM92 150V151H91ZM96 150V152H94V151ZM98 150H100L101 151V153H99V151ZM115 150V151H114ZM176 150V151H175ZM194 150V151H193ZM199 150H201V151H199ZM206 150V151H205ZM208 150V151H207ZM242 150H244V152L242 151ZM250 150V151H249ZM259 150V151H258ZM76 151H77V153H76ZM88 151V152H87ZM91 151V152H90ZM241 151L243 152V153H241ZM245 151H246V153H245ZM248 151V152H247ZM262 151V152H261ZM4 152H6V153H4ZM87 152V155L85 154L84 155V153H86ZM94 154H93V153ZM159 152V153H158ZM166 152V153H165ZM209 154H208V153ZM216 152V153H215ZM218 152V153H217ZM229 152V153H228ZM82 155H81V154ZM193 153V154H194ZM199 153V154H198ZM214 153V154H213ZM227 153V154H226ZM245 153V154H244ZM250 155H249V154ZM258 153V154H257ZM5 154V155H4ZM59 154V155H58ZM74 154V155H73ZM75 154H76V156H75ZM80 156H79V155ZM88 154L91 156V154H92V156L90 157V156H88ZM128 154V155H127ZM134 154V155H133ZM142 154V153H141ZM142 154V155H143ZM149 154H151V153H149ZM155 154V155H154ZM156 154H159V155H156ZM203 155V157H202V155ZM211 154V155H210ZM217 154V155H216ZM223 154V155H222ZM234 154V156L232 157V155ZM246 154H248L249 155V158L250 157H252L251 158V164L249 163V158H248V155L246 156ZM253 154V155H252ZM256 154H257V156H258V158H255V156H256ZM8 155V156H7ZM73 155V156H72ZM78 155V156H77ZM122 156V157H120V156ZM131 157H130V156ZM183 155V156H184ZM207 155H210L212 158H209V156H207ZM214 155H216V156H214ZM227 155H229L230 157H227ZM243 155H245L243 158H246V160H248V161H246V160H243V167L241 166V163H239L240 164V166H238L239 164L237 163V161L239 162V160H241V156H243ZM252 155V156H251ZM262 155H264V154H262ZM73 158H72V157ZM127 156V157H126ZM217 156H220L219 158L222 160L223 158H224V161H226L225 162V164L223 165V163H224V161L222 160V161H219L218 160V164L220 165H223V166H219L220 167V172L219 171H216V173H215V170L213 169V167H214V162L216 163V161H217ZM221 156H223V158H221ZM238 158H237V157ZM85 157V158H84ZM89 157V158H88ZM112 157V158H111ZM137 157V158H136ZM206 157H208L207 159H206ZM216 157V158H215ZM236 157V158H235ZM4 158V159H3ZM72 158V159H71ZM93 158V159H92ZM105 158H106V160L107 161H105ZM121 158H122V160H121ZM159 158H157V159H159ZM180 158H182L183 159V157L181 156ZM205 158V159H204ZM215 158V159H214ZM227 158H231V160L229 161L230 163L232 162V164H230L229 165V163H228V165H227V162H228V160H227ZM233 158H235L236 159V163H234L235 162V160L233 159ZM9 159V160H8ZM84 159H85V161H84ZM109 159V160H108ZM128 160V161H126V160ZM169 160V161H166V160ZM197 159H198V161H197ZM204 159V160H203ZM213 159V160H212ZM238 159V160H237ZM262 159V158H261ZM260 159V160H261ZM5 160H7V162L5 161ZM159 160H162L161 158L159 159ZM159 160H157V161H159ZM191 160H193V161H191ZM210 160H212L211 162H210ZM216 160V161H215ZM234 160V161H233ZM17 161V162H16ZM19 161V162H18ZM89 161V162H88ZM121 161V162H120ZM130 161V162H129ZM166 161V162H165ZM173 161V162H172ZM214 161V162H213ZM242 161V160H241ZM245 161V162H244ZM262 161H264V160H262ZM136 162V163H135ZM162 162V161H161ZM184 162V161H183ZM200 162V163H199ZM213 162V163H212ZM261 162V163H260ZM11 163V164H10ZM108 163V164H107ZM113 163V164H112ZM157 163H159V162H157ZM175 163H176V165H175ZM204 163V162H203ZM244 163H245V165H244ZM87 164V165H86ZM109 164H111V165H109ZM129 164H127V166L126 167H128L129 166ZM217 163H216V165H218ZM6 165L8 166V167H6ZM9 165H10V167H9ZM85 165V166H84ZM215 165V166H216ZM247 165V166H246ZM250 165V166H249ZM84 167L83 168V170H82V167ZM124 166V167H125ZM226 166V167H225ZM262 166H264V165H262ZM224 167L226 168V169H224ZM235 167H236V169H235ZM238 167V168H237ZM241 167V170H239V168ZM252 167V168H251ZM6 170V172H3L2 170H4V169ZM8 168H9V170H8ZM10 168H11V170H10ZM100 168V169H99ZM135 168H137V166L136 167H134V169H132V170H135ZM209 170H208V169ZM211 168V169H210ZM251 168V169H250ZM257 168V169H256ZM219 168L216 166V170H218ZM255 170V171H253V170ZM4 170V171H5ZM243 170V171H244ZM257 170V171H256ZM2 171V172H1ZM9 171V172H8ZM10 171H11V173H10ZM83 171H84V173H83ZM229 172V173H227V172ZM246 171V170H245ZM45 172H46V174H45ZM70 172V171H69ZM246 172V173H247ZM250 172H252V173H250ZM88 173V174H87ZM245 173V172H244ZM246 173H245V175H246ZM250 173V174H249ZM255 173V174H254ZM5 174V175H4ZM9 174V175H8ZM79 174H80V176H79ZM221 174H222V176H221ZM259 174H257V176L259 175ZM13 175V176H12ZM82 175V176H81ZM86 175V176H85ZM90 177H89V176ZM220 175V176H219ZM224 175H226V177H224ZM253 175L255 176V178L256 179H258V180H256L254 177H253ZM262 175H264V174H261V180L262 181H260L259 183L261 184V182H262V184H264V176H262ZM16 178H15V177ZM47 176V177H46ZM88 176V177H87ZM71 177V178H70ZM229 177V178H228ZM67 178V179H66ZM226 178L229 180H226ZM237 178V179H236ZM242 178V179H241ZM250 178H252V180L250 179ZM219 179V178H218ZM249 179L251 180V181H249ZM253 179H255V181H253ZM2 180H1V182L0 183H2ZM87 180H88V184H87ZM236 180V181H235ZM248 180V181H247ZM67 181V182H66ZM71 181V180H70ZM78 181V182H77ZM91 181V182H90ZM98 181V182H97ZM238 181V182H237ZM243 181V182H242ZM244 181H246V183L248 182V184L245 186V183H244ZM93 182V183H92ZM257 182V183H258ZM13 183V184H12ZM67 183V184H66ZM90 183V184H89ZM97 183H98V185H97ZM258 183V184H259ZM85 184V185H84ZM239 184V185H238ZM261 184V185H262ZM1 185V184H0ZM96 185H97V187H96ZM261 185H260V187H261ZM66 186V187H65ZM93 186V187H92ZM239 186H240V188H239ZM262 186H264V185H262ZM236 187V186H235ZM248 187V188H247ZM66 188L68 189V191H66ZM86 189V190H85ZM89 189V190H88ZM96 190V189H95ZM98 190V189H97ZM99 190H100V188H99ZM98 190V191H99ZM248 190V191H247ZM92 191V192H91ZM97 192V191H96ZM95 193V192H94ZM63 194H64V196H66V194L63 192ZM69 195H67V196H69ZM251 195V194H250ZM249 195V196H250ZM121 197H118V196H115V198H114V203H115V205L116 206H118V204L119 205H121ZM249 203V204H248ZM251 203H253V202H251ZM251 203H250V201H248L247 203L245 202L244 203V205L242 206L244 209H247V210H249L250 208L248 207V205H251ZM261 203L262 204H260V202L259 203H255L256 205L258 204V206H256L255 208H254V203H253V205L254 206H252L251 208L253 209H255L256 210V212L254 211V209H253V213L251 214V211H245V213H247V216L248 217H244V216H246V215H244L242 212H243V208L241 207V203L239 204L238 203V206H234V208H235V210L237 211V210H240L241 212H237V213H241L242 214V216H241V214L239 215H235V216H233V215H231L230 213H231V209H228V210H226L227 212V214H226V217L229 215H231L232 217L230 218L229 216H228V218H230L229 219V221H228V219H227V223L226 224H229L230 225V220H233V221H231V227H229V228H231L232 229V227H233V224H235L234 225V227H237V226H239L240 224H242L243 222H241V221H246V219L247 218H249L250 219V217H252L253 215L255 216L254 217V219L251 221L252 222V224H253V226H251L250 224H251V222L250 223H248V221H246V223H248L249 224V226H248V224H247V226H245L244 224L245 223H243L242 225L244 226V227H247V228H249V229H246V228H244L243 226H241L240 225V227H238V229H241V227H243L245 230H249V232L247 233V235L248 234H252V232H254V236H261L262 234H264V222H261V221H264V216H260L259 215V212H258V210H260V208H261V211L262 210H264V198H262V201H261ZM245 204H247V206L245 205ZM260 204V205H259ZM262 205V206H261ZM79 207H80V205H78ZM76 207L75 208V211L77 212V210L79 211L78 212V214H79V219L80 220H82L83 222L81 223V225H82V229H81V233L85 236V237H83V236H81V237H78V238H75L76 240H77V243L79 244L78 245V247H75L74 246V244H76V240L72 243L73 245H71V242H70V245H68V250H70L69 249V247L70 246H73V248L75 247V248H77V249H79L78 250V252H81L80 250H83L82 251V255L84 256V255H87L86 257L84 256H82L81 254H79L78 252H77V254L79 255V259L81 258V262L79 261V259H76L77 257H78V255H76L75 254V257L74 256H70L71 257V259L74 257L75 258V260L73 261V260H71V261H73V262H71V264H78V263H81V264H83V263H86V264H106V262H103L102 260L101 261H99V258H98V261H97V253H96V251L92 248V250L90 249V247H91V245H90V243H92V241L94 240V239H96V238H98L99 237V235H100V233H99V231H97V229L96 228H94V227H92V225L90 224V223H88L87 221H85L84 222V218H85V216H84V214L85 213H81L80 212V210L78 209L79 207ZM241 207V208H240ZM81 208V207H80ZM252 209H250V210H252ZM82 211V210H81ZM250 212V213H249ZM257 212H258V214H257ZM252 215V216H250V215ZM255 214H257V216H259V217H257L258 219H256V215ZM244 215V216H243ZM224 216V215H223ZM237 216H239V217H237ZM225 217V218H226ZM220 218H223L222 216L220 217ZM218 219V218H216L215 220L217 221V222H215V226L216 225H218L219 226V223H220V226L219 227H217L216 226V230H217V228H220L221 226H223V228L226 226V228H228V226L224 223V221H225V218L224 219ZM253 218V217H252ZM251 218V219H252ZM262 218V219H261ZM191 219H193V220H190V223L188 222V230H189V233L190 234H196V233H194V231L193 230H195L196 228H195V226H197V227H201V225L200 224H202L201 223V221L199 220V219H197L196 221H200V222H198L196 225L195 224H191V223H195L196 221H195V219L196 218H191ZM242 219V220H241ZM248 219V220H249ZM250 219V220H251ZM257 221H256V220ZM261 219V220H260ZM221 220V221H220ZM224 220V221H223ZM255 220V221H254ZM258 220H259V222H258ZM223 221V222H222ZM222 222V223H221ZM226 222V221H225ZM239 222V223H238ZM255 222H257V223H259V224H261V225H259V224H255ZM239 224V225H238ZM225 225V226H224ZM251 226V227H250ZM254 226H256V229H253V230H251L252 229V227L253 228H255ZM262 226V230H260L259 229V232H258V228L259 227H261ZM194 227V228H193ZM233 227V228H234ZM258 227V228H257ZM193 228V229H192ZM227 229V230H225V231H228V232H226V233H223L224 232V230H222L221 228V232H222V234L223 235H225L226 237L228 236V237H230V233L232 234L231 236L233 237V242H234V244L235 243H237V242H235V241H239V243H240V239L238 240V237L237 236H235V234L234 233H237L238 232V229L236 230H231V229ZM197 230V229H196ZM195 230V231H196ZM215 230V231H216ZM245 230H243L242 229V231H240V232H242L243 233V231H244V233H245ZM256 232H255V231ZM193 231V232H192ZM231 231V232H230ZM246 231V232H247ZM261 231H262V233H261ZM149 232H151V229H149ZM230 232V233H229ZM240 232H238L240 235L242 234V233H240ZM256 233V234H255ZM261 233V234H260ZM190 234L188 235V240H186V241H190ZM199 234V233H198ZM229 234V235H228ZM238 234V236H240ZM259 234V235H258ZM246 235V234H245ZM253 235V234H252ZM200 237H199V240L198 241H202L203 243L205 242V240L206 239H204V236H205V234L203 235V234H201V235H199ZM242 236V235H241ZM192 235H191V239H192ZM231 237V238H232ZM81 238V239H80ZM206 238V237H205ZM241 238V237H240ZM258 241V242H257ZM256 241V244H255V247H257L258 248V250L254 247V257L255 258H257L256 260H258L257 262H256V264H264V256H262V255H264V248H262V246H264V245H262V244H264V241H262L261 240V242H260V240H257ZM233 242H231L232 243V245H234L233 244ZM244 241L242 240L241 241V243H243ZM81 243V244H80ZM189 244H190V242H188ZM239 243H237L236 245H234L235 247L237 246V245H241V244H239ZM259 243V244H258ZM257 244L259 245V247L257 246ZM262 245V246H261ZM77 246V245H76ZM190 246V245H189ZM229 246V247H228ZM226 247L227 248H225L228 252H237V250H239L240 248H238V247H236V248H234L233 246L231 247V244H230V242H228V244H226ZM230 247H231V250L229 251V249H230ZM240 247V246H239ZM74 248V249H75ZM238 248V249H237ZM74 249L72 250V248H71V250L72 251H74ZM77 249H76V251H77ZM161 249H162V251L164 252V253H166V252H168L169 251V246H168V244H166V243H164L163 245H162V247H161ZM190 250V247H188L187 248V250ZM212 249H217L216 247L215 248H212ZM211 248H210V250H212ZM232 249H233V251H232ZM235 249V250H234ZM212 251H214V250H212ZM255 251H257L256 253H255ZM259 251V252H258ZM75 252V251H74ZM74 252H73V255H74ZM87 254H86V253ZM88 253H89V255L92 257V255H93V258L95 257V261L90 257V256H88ZM238 253V252H237ZM237 253H235L236 255H237ZM234 254V255H235ZM258 254V255H257ZM95 255V256H94ZM236 255H235V257H236ZM68 256V257H69ZM77 256V257H76ZM67 257V258H68ZM69 257V258H70ZM84 259H83V258ZM90 257V258H89ZM235 257H233L234 259H235ZM66 258V259H67ZM68 258V259H69ZM73 258V259H74ZM88 258V259H87ZM260 258V259H259ZM65 259V263H62V264H66V260ZM91 259V260H90ZM68 261H70V260H68ZM95 263H94V262ZM93 262V263H92ZM68 263H70V262H68ZM67 263V264H68Z\"/></svg>",
    "mask_w": 264,
    "mask_h": 264
},
{
    "label": "clouds",
    "instance_id": "clouds-1",
    "mask_svg": "<svg viewBox=\"0 0 264 264\" xmlns=\"http://www.w3.org/2000/svg\"><path fill=\"white\" fill-rule=\"evenodd\" d=\"M40 264H52V262L46 259H42Z\"/></svg>",
    "mask_w": 264,
    "mask_h": 264
}]
</instances>
